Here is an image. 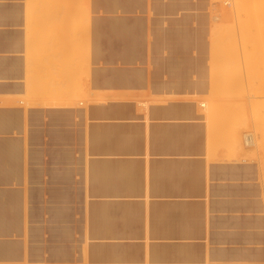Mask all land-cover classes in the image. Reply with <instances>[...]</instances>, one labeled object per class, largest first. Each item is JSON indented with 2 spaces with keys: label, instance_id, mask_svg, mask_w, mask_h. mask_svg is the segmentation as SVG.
<instances>
[{
  "label": "crops",
  "instance_id": "crops-1",
  "mask_svg": "<svg viewBox=\"0 0 264 264\" xmlns=\"http://www.w3.org/2000/svg\"><path fill=\"white\" fill-rule=\"evenodd\" d=\"M77 1L78 0H42V1L41 0H0V9L2 10V11L0 10V40L2 41V42L0 41V45H1L0 46V169H1L0 170V178H1L0 179V197L2 198V200L0 198V206H1L0 207L1 209L0 210V219H1L0 220V231H1L0 232V238H1L0 239L1 240L0 241V248H1L0 249V259H1L0 264H3V263L4 264H17V263L18 264H34L35 262H36L35 264H40L41 262L44 264H70V263L71 264H80V263L82 264L83 262H84L83 264H93V263L95 264H103V263L104 264L106 263L107 264L108 263L109 264H113V263L114 264L116 263L117 264H122V263L123 264L125 263L126 264H136V263L137 264H200L201 262H202L201 264H206V263L213 264V262L214 264L215 263L216 264H252V263L253 264H264V164L257 159H252L250 156H248V153H244L239 150L236 151V149L233 147L231 149V144H230L231 140L226 135L224 136L219 135L213 129H211L209 122L207 121V119H205L206 115L203 113L204 108L201 106V103L203 101H201V99L199 98L201 95H204L210 89L209 79L205 78V73L207 75L210 68L204 65L205 57L206 58L209 57V54H208L209 51L204 50L202 32L198 33V27L202 26V21H203V14H202L203 0H183V1L182 0H169V1L168 0H159V1L158 0H154V1L153 0H149V1L148 0H127V1L126 0H82V4L80 1H78L80 2L79 5H82V6L84 5L85 8L86 9L88 8L89 10L88 12L89 14L87 15V18L89 19L84 18L87 20L84 21L83 19V22L84 23L87 22V23L83 25H81V22H82L81 19L85 15L84 14L82 16L83 11L85 9L83 10L82 8H80V6H78L79 8H77L76 7V3H78ZM48 3L50 4L49 6H48ZM172 3H174V5ZM62 4H64V6ZM73 4L75 7L73 6ZM65 6L68 8V10L65 9L66 8ZM37 7L40 9H38ZM60 7L62 10L57 9ZM76 8L78 12L75 11ZM65 10H67V14H68L67 16H70V17L65 16L66 15ZM71 12H74V13L69 14ZM76 12L77 13L81 12L82 13L80 14L81 16H79V14H76ZM85 12L87 14V10L84 11V13ZM60 14L62 17H60ZM186 15H189V16H186ZM45 16L47 19L45 18ZM113 16H115L116 18ZM79 17H81L80 20H79ZM143 17H144V20H143ZM133 18H135L134 19L135 21L133 20ZM70 19L72 21H70ZM153 19L154 21H152ZM49 20H51V22H49ZM76 20H78L79 22L81 21V22L79 23ZM63 21L67 24L69 22V25L65 24ZM75 22L76 23L78 22L81 25V27L83 26L82 27L83 29L81 28V30H79V31L83 30L82 31L83 35L80 32L78 35V39L84 36L80 38L79 40L82 39L83 42L84 40L85 41L87 40L89 42V44L87 41L83 43L84 45L86 44L87 46H89V48L87 47V50H85L86 52L84 54L85 56L86 55L87 56L85 57L84 55L81 54L82 56H79V57H84V59L86 58L85 60L86 61L89 60L90 65H91L87 67L88 72H87V75H85V77L83 78L82 83L84 84V87L87 88V90L90 92L92 97L90 99H87L88 101L82 100L80 102H77L76 93H75V91L77 90V86L80 87V84H82L80 81L81 67H77V64H76V59H77L76 53L77 52H76V45L74 43L77 42L76 41L77 40V37H76L77 28L74 25L76 24ZM94 22H96L97 24ZM48 23H52V24H48ZM85 25H87L86 26L87 28H85ZM59 26L60 28L62 27L61 28L62 30H60V28H57ZM68 26H70L71 30L70 28H67ZM53 28L55 29L53 30ZM56 28L61 33L59 32L58 34ZM154 28L156 29L154 30ZM190 28L191 29L193 28V30H191ZM67 29L69 30V32L71 31L72 34L71 32L68 33ZM85 31L86 32L88 31L87 32L88 34ZM142 31H144L146 35ZM80 34L82 36H80ZM84 34L86 35L87 39L85 38ZM68 35L69 36L72 35V37L71 36L69 37ZM189 35H191V37ZM199 35H201V37ZM69 38L71 39L69 40ZM64 40L66 41V45L63 43ZM82 41H79V42L82 43ZM135 43H136V46H135ZM140 43L144 46H142ZM64 45L72 47L71 49L69 47L71 52L68 48H67L68 52H66L67 49L64 50L66 48ZM164 47H166V49ZM179 47H181L182 50ZM193 50H196V51L193 52ZM154 51H156V53ZM97 53L99 56L97 55ZM181 56L182 57L185 56L183 57L185 59H183ZM53 57L55 58L53 59ZM114 57L118 59L116 60ZM200 58H202L203 60L202 59L199 60ZM129 60L130 62H128ZM184 60H187V61H184ZM189 60L191 63L189 62ZM182 61H184V63L186 64H184ZM70 62L73 65L70 64ZM58 64L63 65V67ZM28 67L29 69L27 70ZM101 67L104 69H102ZM160 67H163V68L161 69ZM165 67L167 70L165 69ZM59 68L62 69V71ZM53 70H55V73L53 72ZM26 72H28L29 75L26 74ZM56 72L58 74H56ZM132 76L133 78H131ZM104 79H106V81ZM54 80L56 81V83H54ZM57 83L59 85L61 84L60 87L58 86ZM62 85L64 86V89L62 88ZM154 85H157V86H154ZM108 86H110V88ZM26 89L29 90L30 93ZM33 91H36V93H34ZM67 92H69V94H67ZM111 92H114V93H111ZM63 94H65L66 96L65 95L63 96ZM30 95L32 96L30 97ZM177 97H180V98H177ZM138 99L140 100L137 101ZM151 101L154 104L156 102L158 103H156L154 106ZM184 101H186L187 103ZM169 103L171 105H169ZM194 103H196V105H194ZM166 105L169 108H167ZM177 105H180V107ZM187 105H190V106H187ZM108 106H111V107H108ZM31 107L34 110H32ZM178 108L180 109V111ZM56 109L58 110L56 111ZM174 112H176V114ZM59 115L60 117H58ZM139 117L140 118L142 117V118L139 119ZM85 124L88 128L85 126ZM94 125L95 126L97 125V126L94 127ZM200 126H202L204 130L200 128ZM180 127H182L183 129V130L181 129L182 131L181 130L179 131ZM99 128L102 133L99 131ZM185 128L186 129L189 128V129L186 130ZM83 130H84V133L82 132ZM120 130L122 131V133L120 132ZM154 130L155 132H153ZM165 130L167 133L166 132L164 133ZM157 131L158 133H156ZM194 131H197V132H194ZM113 133H115V135L117 134V136H115ZM172 135H174V137ZM193 135H196L197 137ZM163 136L165 137L167 136L166 139ZM179 136L181 137L180 139H179ZM225 137L229 139L228 141L230 145H228V141H225L227 140ZM9 138L11 141L9 140ZM168 138H173V140L168 139ZM63 139L65 142L63 141ZM99 139H101L102 141ZM8 141L10 144L8 143ZM160 141H162V143ZM220 142L223 144L224 143L227 144L225 145L226 147L224 145L221 146ZM116 143L118 144L116 145ZM119 143L121 144L120 146H119ZM64 144L67 146H65ZM6 146H9L10 148ZM220 146H221V149L219 148L220 149L219 151L218 147ZM120 147L122 149V152H121V149H119ZM91 149H92V152H91ZM145 149H146V152H145ZM161 149L163 150V153ZM109 151L111 154L108 153ZM116 152L117 154H115ZM90 153H93V154H90ZM216 153H218L219 156L220 155L223 156L224 154V156L223 157L220 156L221 157L220 158L217 155L218 156L217 157ZM232 156H234V158ZM96 158L100 159L99 162H98V159ZM118 158H120L119 161H117ZM110 159L113 161H111ZM218 164L222 166L220 167ZM112 170H115V172ZM9 171H11V173ZM26 171H27V175L29 174L28 176L26 175L27 177L25 176V174H23V173H26ZM95 173L98 176H96ZM136 175L138 176L136 177ZM56 177H58L57 179L59 180H57ZM103 180H104V183H103ZM111 181H113L112 184H110ZM140 181L142 183H140ZM114 185L116 186V188ZM219 185L223 186V188ZM27 187L31 189L28 190ZM51 189L53 191H51ZM24 190L25 192H23ZM132 191L134 192V194ZM11 192L13 194H11ZM26 192H27V195H26ZM54 192L56 193L54 194ZM57 193L59 194L61 193V194L59 195ZM101 193L103 195H100ZM10 195H12L11 198L9 197ZM21 195L22 196L24 195V196L22 197ZM38 195L41 198L38 197ZM25 198L27 199L25 200ZM100 200L102 201L103 204L101 203ZM166 200L168 203H166ZM124 201L126 204L124 203ZM114 202L117 204H115ZM25 203L26 205H29V207L26 206ZM9 204L10 205L12 204V206H9ZM56 207H59V208L56 209ZM28 209H29V212L27 211ZM114 211H116V213ZM121 212L123 213V215ZM21 213L22 214L24 213L23 216ZM108 214H110V216H108ZM112 216H115V217H112ZM3 218L5 221L6 220L7 221L5 222ZM25 218L27 219V221L24 220ZM95 218H97L98 220ZM228 220L231 223H229ZM53 221H55L56 223ZM35 223H37V225ZM41 223H42V226H40ZM111 223H112V226H111ZM105 226L106 227L109 226L112 230H110V228H106ZM258 227L260 228V230ZM224 229H226V231ZM239 229L241 230L240 232L242 233L239 232ZM67 231H70V232H67ZM97 231H99L100 233ZM166 233L167 235H165ZM260 233L261 234L263 233V234L261 235ZM133 234L135 237L133 236ZM112 235L113 236L118 235V236L116 238V237H112ZM250 240H252L253 242ZM13 241L17 243L14 244ZM102 241H104L105 243ZM138 244L139 246H137ZM82 245H84V248L86 247L87 250L86 249L84 250ZM99 245L101 246L99 247ZM176 245L177 246L179 245V246L177 247ZM210 245L214 248H212ZM194 247H196V249H194ZM236 247L238 250L236 249ZM91 248L94 250H92ZM112 248H114V250ZM107 251L109 252V254H107ZM123 253L127 255H124ZM241 253L242 254L244 253V254L242 255ZM6 254L8 255L9 258L7 257ZM120 254H122V256ZM69 255L72 257H70ZM83 255L84 257L86 255L87 256L84 258L82 257ZM108 255L110 257H108ZM47 256H49V258ZM257 257L259 260L257 259ZM199 259L201 261H199Z\"/></svg>",
  "mask_w": 264,
  "mask_h": 264
},
{
  "label": "rangeland",
  "instance_id": "rangeland-1",
  "mask_svg": "<svg viewBox=\"0 0 264 264\" xmlns=\"http://www.w3.org/2000/svg\"><path fill=\"white\" fill-rule=\"evenodd\" d=\"M209 1V2H208ZM253 1H256V0H252V1H244V2H241V7L244 9V10H241V14L238 15L237 13V5L235 3V0H203V10H202V14H203V20L205 21H202V26H199L198 27V33H201L203 34V44H204V50L205 51H209V57L205 58V62L204 64L206 66H208L209 68L211 67L212 70L214 71V68H215V71L212 72V71H209L208 72V76H206L205 74V78H208L209 79V82H214L213 86H210V89H209V92L205 93L204 95H202V97L200 96L199 98L202 99L201 101H205L207 102L208 104L204 107L203 111L205 113V115H207V121L209 122L210 126H212L211 128L219 135H228L227 137L232 141L234 142L232 146H236L235 149L238 151H241V152H244V153H248V156H250L252 159H257L259 161H261L263 164H264V103L261 102V99L264 98V95H262V93H260V91L262 90H259L260 88L264 87H260V82L263 83V81L261 80L262 79V76L264 75V70L262 71V69H264V58L262 59L261 57V54L264 53V16L262 15V13L264 12V7H261L264 5V0H257L256 2L258 3L256 6H257V10L255 8H253V5H255V2L254 4L252 3ZM261 1V2H260ZM248 3V5H247ZM252 3V6H250ZM262 4V5H261ZM212 7H211V6ZM206 6V7H205ZM239 7V8H241ZM250 8V9H249ZM209 9V10H207ZM247 9V10H246ZM254 9L257 11V15H255V11ZM212 10V11H211ZM240 10V9H238ZM206 11V12H205ZM245 11V13H243ZM259 11V12H258ZM211 12V13H210ZM240 12V11H239ZM247 12V14H246ZM208 13V14H207ZM261 13V14H260ZM249 14V15H248ZM264 14V13H263ZM212 15V16H211ZM248 15V16H246ZM262 16V17H261ZM240 17V18H239ZM242 18V19H241ZM261 18V19H260ZM244 19H246V25L247 27H250L251 30L253 29V34L251 36H249V32H246L247 36L244 35L245 31L243 32L244 29H242L240 27V20H241V24L242 22H244ZM250 19V20H249ZM262 20V21H260ZM261 22V23H256V22ZM78 23L75 24V27H77V42H76V46L78 48H83L84 46H87V45H84V44H80V42L78 41V26H76ZM216 24L219 26V25H223L222 27L224 28V32L222 31V33H220V29H218L219 27L216 26ZM232 24V25H231ZM258 24V26H257ZM206 25V26H204ZM210 25V26H209ZM225 25H228L226 28H225ZM243 25V28L246 29V31L248 30L247 27L245 26L244 27ZM216 27L218 30H214L215 28L213 27ZM232 26V27H231ZM80 27V26H79ZM200 28V29H199ZM228 28V29H227ZM222 29V28H221ZM232 29V31H231ZM206 30V31H205ZM250 30V29H249ZM214 31H217L216 33ZM231 34H230V32ZM235 31V32H234ZM206 32V34H204ZM227 32V33H226ZM244 34H243V33ZM217 33L219 34V36H217ZM224 34V35H222ZM226 34V35H225ZM229 34L232 36L231 38L229 37ZM228 35V37H227ZM236 35V36H235ZM221 37H222V40H221ZM225 37V38H224ZM207 41V42H206ZM223 41V42H221ZM225 41V42H224ZM207 43V44H206ZM80 44V45H79ZM81 45H84V46H81ZM206 46V47H205ZM88 47V46H87ZM86 47H84L85 49ZM89 48V47H88ZM208 48V50H207ZM77 49V48H76ZM79 49V52L80 50ZM84 49H82L84 51ZM87 50V48H86ZM224 50V51H223ZM81 51V52H83ZM217 51V52H216ZM80 52V53H81ZM256 53H261L260 54V57L259 58ZM79 53H77L78 55ZM83 54V53H82ZM250 54V55H249ZM257 55L258 58H255V56L252 57V55ZM220 55V56H219ZM246 55V56H245ZM218 56V57H217ZM248 56H251L253 59H251V57H248ZM263 56V54H262ZM220 57L222 59H220ZM250 58L251 60L249 61L250 65L249 66V63H248V58ZM81 57H80V60L79 58L76 59V64H77V67H81V79L83 80V78L85 77V75H87V72L88 70L87 67L90 66V62L89 61H86L85 59L81 62ZM215 59V60H214ZM78 60V61H77ZM218 60V61H216ZM260 60H262L260 62ZM80 61V62H79ZM229 61V62H228ZM252 61V62H251ZM226 62V65L228 63H231L232 65H238L236 66L237 68L239 67V71L237 70L236 67H232L237 70V72H240L243 74V76L241 77L242 79L244 78V80L242 82L241 79L237 80V81H233L234 82V85L233 83L230 81L231 79H233V77L235 76H232L231 72L232 71H235L234 69H232L230 67V64L227 65V67L223 66V63L225 64ZM228 62V63H227ZM82 63V64H81ZM252 63V64H251ZM261 63V64H260ZM86 64V65H85ZM263 64V65H262ZM210 65V66H209ZM261 65V66H260ZM84 66V67H83ZM86 66V68H85ZM222 66V67H221ZM228 66L230 69H232L230 72L228 69ZM247 66H249V68H247ZM219 67L218 71H217V68ZM250 67L253 68L257 75V77L255 78V81L253 79V82L254 84L250 81L249 77L251 75H254L253 74H249L248 72L250 71ZM84 70H83V69ZM210 68V69H211ZM223 68V69H222ZM222 71H221V70ZM226 69V70H225ZM249 70V71H248ZM225 71V72H224ZM218 72V73H217ZM227 72V73H226ZM236 72V71H235ZM233 72V74L235 73ZM251 72H252V69H251ZM250 72V73H251ZM262 72V73H261ZM226 73V74H224ZM231 75H230V74ZM236 74V78L239 77L237 76V73ZM241 74V75H242ZM225 75V76H224ZM229 75V79L231 77V79L229 80V82L232 83V87L230 90L228 87H231L230 83L228 84V76ZM248 75V76H247ZM250 75V76H249ZM213 76V77H212ZM256 76V75H255ZM212 77V78H211ZM217 77V78H216ZM222 77V78H221ZM227 79H226V78ZM261 79H260V78ZM240 78V77H239ZM258 78V79H257ZM264 78V76H263ZM80 79L81 83H82V80ZM257 79V80H256ZM234 80V79H233ZM236 80V79H235ZM249 80V81H248ZM236 82V83H235ZM243 82L245 83L244 85ZM252 83V84H251ZM256 83V84H255ZM240 84V85H239ZM82 85L84 84H80V87H77V93H76V100L77 102H80L82 100H87V99H90L92 96L90 94V92L87 90V88L83 87ZM229 85V86H228ZM255 85V86H254ZM223 86V87H222ZM238 86H239V90L238 89ZM243 86V89L241 87ZM253 86V87H252ZM258 86V93L256 92L255 90V87ZM218 87V88H217ZM222 87V88H220ZM212 88V89H211ZM228 89V90H227ZM254 91H253V90ZM232 90V91H231ZM239 90V91H237ZM247 90V91H246ZM88 91V92H86ZM225 91H228V93ZM237 92V93H235ZM239 92V93H238ZM244 92V93H243ZM253 92V93H252ZM255 92V94H254ZM87 93V94H85ZM212 93H216L217 94V98L216 95L214 97V94ZM82 94V95H81ZM219 94V95H218ZM229 94V95H227ZM243 94V95H242ZM260 94V95H259ZM264 94V93H263ZM209 95V96H208ZM256 95V96H255ZM259 95V96H258ZM204 96V97H203ZM207 96V97H206ZM233 98H232V97ZM240 96V97H239ZM252 96V97H251ZM258 96V97H257ZM212 97V98H211ZM214 97V98H213ZM222 97V98H221ZM249 97V98H248ZM257 98V99H256ZM259 98V99H258ZM211 99H216L217 102L219 103H224V104H227L228 107H229V110L233 111V115H229L227 118L225 117H222L223 122H220L221 119H218L220 120L218 123H215V121L211 120L208 118V113L206 114V112L209 111V107L210 106V100ZM219 99V100H218ZM225 99V102H223V100ZM235 99V100H233ZM237 99L239 101H237ZM253 99V101H252ZM230 102H227L229 101ZM232 100V101H231ZM214 101V100H212ZM234 101V102H233ZM236 101V102H235ZM260 101V102H259ZM215 102V101H214ZM213 102V103H214ZM242 102H245V104L243 105ZM254 102V103H253ZM258 102V103H256ZM212 103V104H213ZM231 104V105H230ZM233 104V105H232ZM237 104L239 106H237ZM243 105L246 106L243 108H241ZM232 106V107H230ZM248 106V107H247ZM241 109H239V108ZM231 108V109H230ZM233 108V109H232ZM239 109V111L241 110L242 113H237V110ZM247 110V111H246ZM237 113V114H242V118L238 117L240 119V121L242 120V122L240 123H236L238 121V118L236 117V115L234 114ZM246 114L247 112V115ZM231 113V112H230ZM245 115V116H244ZM233 117V118H232ZM217 118V117H216ZM237 119L236 121L234 120L235 124H236V127L233 126L234 122L233 119ZM230 119V120H229ZM250 119V120H249ZM214 120H217V119H214ZM232 120V121H231ZM245 120V121H244ZM248 120V121H247ZM247 121V122H246ZM232 122L231 124V127H230V123ZM220 124V125H219ZM234 124V125H235ZM241 124V126H240ZM246 124V125H245ZM214 125V126H213ZM243 125V126H242ZM245 125V126H244ZM218 129H216L215 128ZM234 128H233V127ZM240 126V127H239ZM223 129L222 132H219L221 128ZM231 128V129H230ZM241 128H243V130H241ZM227 130V131H226ZM236 131V134L235 132L233 133V136L231 134V131ZM242 131V132H241ZM229 132V134H228ZM245 132H252L254 133L255 135V138H256V141L255 143L250 146V147H245L244 144H243V135ZM226 133V134H225ZM231 134V135H230ZM235 134V135H234ZM239 135V136H238ZM230 136V137H229ZM236 136V138H235ZM232 138L234 140H232ZM240 143H239V142ZM236 144V145H235Z\"/></svg>",
  "mask_w": 264,
  "mask_h": 264
},
{
  "label": "bare ground",
  "instance_id": "bare-ground-1",
  "mask_svg": "<svg viewBox=\"0 0 264 264\" xmlns=\"http://www.w3.org/2000/svg\"><path fill=\"white\" fill-rule=\"evenodd\" d=\"M41 1H42V0H41ZM78 1H80L81 4H82V0H78ZM78 1H77V2H78ZM126 1H127V0H126ZM148 1H149V0H148ZM153 1H154V0H153ZM158 1H159V0H158ZM168 1H169V0H168ZM182 1H183V0H182ZM214 1H216V0H214ZM244 1H245V0H235V3H236V5H237V13H238V15L241 14V10H244V9L240 6V5H241V2H244ZM246 1H249V0H246ZM250 1H252V0H250ZM256 1H257V0H256ZM256 1H253V2H252L253 4H254V2H255V5H253V8H255V9L257 8L256 5L259 3V2L257 3ZM28 2H29V1H28ZM62 2H64V1H62ZM80 2L76 3V7L79 8L78 6H80V8H82L83 10L85 9L84 11L87 10V14H86V12L84 13V11H83L82 9H81V10L83 11V14H82L81 12H80V13H77V12H78V11H77V8L75 9V11H77L76 14H79V16H81L80 14H82V16H83L84 14L86 15V17H85V15H84L83 18L81 19L82 22L80 21V22H81V25H83V24H86V23H87V22L84 23V22H83V19H84V18H87V15L89 14V13H88L89 10H88V8L86 9L84 5H83L84 7H83L82 5H79ZM115 2H116V1H115ZM176 2H177V1H176ZM176 2H175V3H176ZM189 2H190V1H189ZM200 2H201V1H200ZM208 2H209V1H208ZM260 2H261V1H260ZM18 3H19V2H18ZM25 3H26V2H25ZM118 3H119V2H118ZM118 3H117V4H118ZM129 3H130V2H129ZM244 3H245V2H244ZM252 3H251L250 6H252ZM29 4H30V3H29ZM45 4H46V3H45ZM55 4H56V3H55ZM64 4H65V3H64ZM64 4H62V5L64 6ZM145 4H146V3H145ZM148 4H149V3H148ZM172 4L174 5V3H172ZM245 4H246V3H245ZM49 5H50V4L48 3V6H49ZM127 5H128V4H127ZM180 5H181V4H180ZM187 5H188V4H187ZM247 5H248V3H247ZM261 5H262V4H261ZM31 6H32V5H31ZM46 6H47V5H46ZM73 6H74V4H73ZM122 6H123V5H122ZM131 6H132V5H131ZM135 6H136V5H135ZM148 6H149V5H148ZM210 6H211V5H210ZM15 7H16V6H15ZM44 7H45V6H44ZM53 7H54V6H53ZM65 7H66V6H65ZM74 7H75V6H74ZM107 7H108V6H107ZM116 7H117V6H116ZM156 7H157V6H156ZM156 7H155V8H156ZM184 7H185V6H184ZM194 7H196V6H194ZM205 7H206V6H205ZM211 7H212V6H211ZM239 7H241V8H239ZM261 7H264V5L261 6ZM9 8H10V7H9ZM37 8H38V7H37ZM50 8H52V7H50ZM55 8H56V6H55ZM123 8H125V7H123ZM130 8H131V7H130ZM137 8H138V7H137ZM157 8H158V7H157ZM157 8H156V9H157ZM177 8H178V7H177ZM188 8H189V7H188ZM38 9H40V8H38ZM57 9H61V7H60V8H57ZM65 9L68 10L67 7H66ZM165 9H166V8H165ZM238 9H240V10H238ZM249 9H250V8H249ZM255 9H254V11H255V15H257V14H256V13H257V11H256L257 9H256V10H255ZM0 10H1V9H0ZM41 10H42V9H41ZM52 10H53V9H52ZM61 10H62V9H61ZM67 10H65V14H66L65 16L68 15V14H67ZM73 10H74V9H73ZM79 10H80V9H79ZM134 10H135V9H134ZM148 10H149V9H148ZM152 10H153V9H152ZM159 10H160V9H159ZM207 10H209V9H207ZM246 10H247V9H246ZM1 11H2V10H1ZM154 11H155V10H154ZM182 11H183V10H182ZM211 11H212V10H211ZM239 11H240V12H239ZM263 11H264V10H263ZM9 12H10V11H9ZM13 12H14V11H13ZM38 12H39V11H38ZM42 12H43V11H42ZM44 12H45V11H44ZM49 12H50V11H49ZM69 12H70V11H69ZM122 12H123V11H122ZM157 12H158V11H157ZM163 12H164V11H163ZM185 12H186V11H185ZM192 12H193V11H192ZM205 12H206V11H205ZM258 12H259V11H258ZM59 13H60V12H59ZM59 13H58V14H59ZM73 13H74V12H71V13H69V14H73ZM139 13H140V12H139ZM150 13H151V12H150ZM210 13H211V12H210ZM243 13H245V11H244ZM263 13H264V12H263ZM263 13H262V15L264 16ZM117 14H118V13H117ZM135 14H136V13H135ZM159 14H160V13H159ZM167 14H168V13H167ZM176 14H177V13H176ZM187 14H188V13H187ZM193 14H194V13H193ZM207 14H208V13H207ZM246 14H247V12H246ZM260 14H261V13H260ZM6 15H7V14H6ZM12 15H13V14H12ZM19 15H20V14H19ZM43 15H44V14H43ZM115 15H116V14H115ZM118 15H119V14H118ZM132 15H133V14H132ZM148 15H149V14H148ZM191 15H192V14H191ZM199 15H200V14H199ZM248 15H249V14H248ZM248 15H246V16H248ZM46 16H47V14H46ZM46 16H45V18H46ZM150 16H151V14H150ZM154 16H155V15H154ZM184 16H185V15H184ZM186 16H189V15H186ZM211 16H212V15H211ZM239 16H240V15H239ZM42 17H44V16H42ZM53 17H54V16H53ZM60 17H62L61 14H60ZM67 17H70V16H67ZM93 17H94V16H93ZM113 17H115V16H113ZM119 17H120V16H119ZM248 17H249V16H248ZM261 17H262V16H261ZM14 18H15V17H14ZM14 18H13V19H14ZM39 18H40V17H39ZM80 18H81V17H79V20H80ZM115 18H116V17H115ZM123 18H124V17H123ZM125 18H126V17H125ZM141 18H142V17H141ZM165 18H166V17H165ZM172 18H173V17H172ZM239 18H240V17H239ZM4 19H5V18H4ZM4 19H3V20H4ZM13 19H12V20H13ZM46 19H47V18H46ZM62 19H63V18H62ZM62 19H61V20H62ZM65 19H66V18H65ZM87 19H89V18H87ZM87 19H84V21L87 20ZM111 19H112V18H111ZM134 19H135V18H133V20H134ZM136 19H138V18H136ZM167 19H168V18H167ZM174 19H175V18H174ZM186 19H187V18H186ZM193 19H194V18H193ZM200 19H202V18H200ZM241 19H242V18H241ZM260 19H261V18H260ZM55 20H56V19H55ZM68 20H69V19H68ZM121 20H122V19H121ZM143 20H144V17H143ZM157 20H158V19H157ZM183 20H184V19H183ZM189 20H190V19H189ZM205 20H206V19H205ZM205 20H203V21H205ZM249 20H250V19H249ZM42 21H43V20H42ZM56 21H57V20H56ZM65 21H66V20H65ZM70 21H72V20L70 19ZM76 21H78V20H76ZM93 21H94V20H93ZM116 21H117V20H116ZM134 21H135V20H134ZM138 21H139V20H138ZM147 21H148V20H147ZM152 21H154V19H153ZM166 21H167V20H166ZM186 21H188V20H186ZM260 21H262V20H260ZM49 22H51V20H49ZM63 22H64V21H63ZM78 22H79V21H78ZM78 22H77V23H78ZM80 22H79V23H80ZM88 22H89V20H88ZM157 22H158V21H157ZM173 22H174V21H173ZM197 22H198V21H197ZM255 22H256V21H255ZM54 23H55V22H54ZM58 23H60V22H58ZM61 23H62V22H61ZM64 23H65V22H64ZM75 23H76V22H75ZM79 23H78V24H79ZM94 23H96V22H94ZM137 23H138V22H137ZM141 23H142V22H141ZM182 23H184V22H182ZM199 23H200V22H199ZM199 23H198V24H199ZM256 23L259 24V23H261V22H256ZM262 23H264V22H262ZM48 24H52V23H48ZM65 24H67V23H65ZM78 24H77L76 26H78V29L80 28L79 30H81V28H82L83 26L81 27V25H80V24L78 25ZM88 24H89V23H88ZM88 24H87V25H88ZM96 24H97V23H96ZM144 24H145V23H144ZM200 24H201V23H200ZM244 24H246V19H244V22H242V24H241V20H240V27H241L242 29H244L243 32L245 31V32H244L245 34H244L243 32H242V33H243L244 35L247 36L246 32H249V31H250V32H249V33H250L249 36H251V35L254 33V32H253V29L251 30L250 27H247V26L244 25ZM258 24H257V26H258ZM46 25H47V24H46ZM62 25H63V24H62ZM62 25H61V26H62ZM67 25H69V22H68ZM74 25H75V24H74ZM87 25H85V28H87V27H86ZM122 25H123V24H122ZM152 25H153V24H152ZM190 25H191V24H190ZM231 25H232V24H231ZM243 25H244V27H245V26L247 27V29H248L247 31H246L245 28H243ZM1 26H2V25H1ZM44 26H45V25H44ZM51 26H52V25H51ZM79 26H80V27H79ZM113 26H114V25H113ZM141 26H142V25H141ZM143 26H144V25H143ZM153 26H154V25H153ZM204 26H206V25H204ZM209 26H210V25H209ZM216 26L219 27L218 29H220V30H219L220 33H222V31L224 32V28L222 27L223 25H219V26H218V25L216 24ZM227 26H228V25H225V28H226ZM47 27H48V26H47ZM52 27H53V26H52ZM52 27H51V28H52ZM166 27H167V26H166ZM172 27H173V26H172ZM184 27H185V26H184ZM184 27H183V28H184ZM206 27H207V26H206ZM231 27H232V26H231ZM45 28H46V27H45ZM57 28H60V26L57 27ZM57 28H56V29H57ZM61 28H62V27H61ZM61 28H60V30H62ZM67 28H70V26H68ZM72 28H73V27H72ZM76 28H77V27H76ZM85 28H84V29H85ZM136 28H137V27H136ZM146 28H147V27H146ZM148 28H149V27H148ZM152 28H153V27H152ZM157 28H158V27H157ZM159 28H160V27H159ZM169 28H170V27H169ZM213 28H215L214 30H218L215 26H214ZM221 28H222V29H221ZM54 29H55V28H53V30H54ZM64 29H65V27H64ZM74 29H75V28H74ZM82 29H83V28H82ZM117 29H118V28H117ZM155 29H156V28H154V30H155ZM185 29H186V28H185ZM190 29H191V28H190ZM199 29H200V28H199ZM227 29H228V28H227ZM249 29H250V30H249ZM38 30H39V29H38ZM50 30H51V29H50ZM67 30H68V29H67ZM70 30H71V28H70ZM87 30H88V29H87ZM122 30H123V29H122ZM128 30H129V29H128ZM141 30H142V29H141ZM165 30H166V29H165ZM191 30H193V28H192ZM51 31H52V30H51ZM55 31H56V30H55ZM82 31H83V30H82ZM82 31H78V32H79V33H80V32L82 33ZM114 31H115V30H114ZM129 31H130V30H129ZM132 31H133V30H132ZM132 31H131V32H132ZM144 31H145V30H144ZM144 31H142V32L144 33ZM146 31H147V30H146ZM174 31H175V30H174ZM184 31H185V30H184ZM205 31H206V30H205ZM231 31H232V29H231ZM53 32H54V31H53ZM57 32H58V34H59L60 31H58V29H57ZM70 32H71V31H70ZM70 32H69V30H68V33H70ZM74 32H75V30H74ZM85 32H86V31H85ZM87 32H88V31H87ZM87 32H86V33H87ZM190 32H191V31H190ZM214 32L216 33L217 31H214ZM229 32H230V31H229ZM234 32H235V31H234ZM45 33H46V32H45ZM47 33H48V32H47ZM60 33H61V32H60ZM62 33H63V32H62ZM79 33H78V35H79ZM135 33H136V32H135ZM139 33H140V32H139ZM146 33H147V32H146ZM158 33H159V31H158ZM161 33H162V32H161ZM165 33H166V32H165ZM181 33H182V32H181ZM226 33H227V32H226ZM71 34H72V32H71ZM76 34H77V33H76ZM87 34H88V33H87ZM133 34H134V33H133ZM144 34H145V33H144ZM150 34H151V33H150ZM152 34H153V33H152ZM182 34H183V33H182ZM194 34H196V33H194ZM204 34H206V32H205ZM230 34H231V32H230ZM230 34H229V37L231 38V37H232V36H231L232 34H231V35H230ZM26 35H27V34H26ZM42 35H43V34H42ZM48 35H49V34H48ZM60 35H61V34H60ZM82 35H83V33H82ZM82 35L80 34V36H82ZM84 35H85V34H84ZM94 35H95V34H94ZM97 35H98V34H97ZM109 35H110V34H109ZM145 35H146V34H145ZM153 35H154V34H153ZM168 35H169V34H168ZM168 35H167V36H168ZM222 35H224V34H222ZM225 35H226V34H225ZM68 36H69V35H68ZM70 36L72 37V35H70ZM70 36H69V37H70ZM80 36H79V37H80ZM98 36H99V35H98ZM100 36H101V35H100ZM114 36H115V35H114ZM141 36H142V35H141ZM150 36H151V35H150ZM169 36H170V35H169ZM185 36H186V35H185ZM189 36L191 37V35H189ZM199 36L201 37V35H199ZM202 36H203V35H202ZM217 36H219L218 33H217ZM235 36H236V35H235ZM58 37H59V36H58ZM64 37H65V35H64ZM76 37H77V35H76ZM82 37H84V36H82ZM82 37H80V38H82ZM94 37H95V36H94ZM137 37H138V36H137ZM155 37H156V36H155ZM171 37H172V36H171ZM200 37H199V38H200ZM227 37H228V35H227ZM229 37H228V38H229ZM1 38H2V37H1ZM48 38H49V37H48ZM61 38H63V37H61ZM80 38H79V39H80ZM85 38H86V35H85ZM96 38H97V37H96ZM143 38H144V37H143ZM174 38H175V37H174ZM178 38H179V37H178ZM183 38H184V37H183ZM183 38H182V39H183ZM187 38H188V37H187ZM224 38H225V37H224ZM6 39H7V38H6ZM9 39H10V38H9ZM52 39H53V37H52ZM59 39H60V38H59ZM70 39H71V38H69V40H70ZM73 39H74V38H73ZM73 39H72V40H73ZM79 39H78V41H82V39H81V40H79ZM83 39H84V38H83ZM86 39H87V38H86ZM88 39H89V38H88ZM117 39H118V37H117ZM150 39H151V38H150ZM62 40H63V39H62ZM65 40H67V39H65ZM65 40H64L63 43L66 45V41H65ZM97 40H98V39H97ZM135 40H136V39H135ZM135 40H134V41H135ZM202 40H203V38H202ZM221 40H222V37H221ZM0 41H1V40H0ZM17 41H18V40H17ZM19 41H20V40H19ZM76 41H77V40H76ZM76 41H75V42H76ZM86 41H87V40H86ZM86 41L84 40V42H86ZM148 41H149V40H148ZM159 41H160V40H159ZM167 41H168V40H167ZM180 41H181V40H180ZM190 41H191V40H190ZM1 42H2V41H1ZM69 42H70V41H69ZM84 42L82 41V43H80V44H83ZM87 42H88V41H87ZM97 42H98V41H97ZM121 42H122V41H121ZM132 42H133V41H132ZM143 42H144V41H143ZM192 42H193V40H192ZM199 42H200V41H199ZM201 42H202V41H201ZM203 42H204V41H203ZM206 42H207V41H206ZM221 42H223V41H221ZM224 42H225V41H224ZM9 43H10V42H9ZM19 43H20V42H19ZM61 43H62V42H61ZM77 43H78V42H77ZM118 43H119V42H118ZM136 43H137V42H136ZM136 43H135V46H136ZM146 43H147V42H146ZM154 43H155V42H154ZM161 43H162V41H161ZM177 43H178V42H177ZM25 44H26V43H25ZM71 44H73V43H71ZM74 44H76V43H74ZM80 44H79V45H80ZM88 44H89V42H88ZM120 44H121V43H120ZM133 44H134V43H133ZM140 44H141V43H140ZM166 44H167V43H166ZM169 44H170V43H169ZM169 44H168V45H169ZM172 44H173V43H172ZM172 44H171V45H172ZM183 44H184V43H183ZM206 44H207V43H206ZM65 45H64V46H65ZM69 45H70V44H69ZM85 45H86V44H85ZM98 45H100V44H98ZM114 45H115V44H114ZM141 45H142V44H141ZM149 45H150V44H149ZM156 45H157V44H156ZM0 46H1V45H0ZM8 46H9V45H8ZM10 46H11V44H10ZM17 46H18V45H17ZM46 46H47V45H46ZM70 46H71V45H70ZM70 46H65L66 48H65L64 50H66L67 48L69 49ZM73 46H74V45H73ZM81 46H84V45H81ZM138 46H139V45H138ZM142 46H144V45H142ZM142 46H141V47H142ZM158 46H159V44H158ZM173 46H174V45H173ZM176 46H177V45H176ZM199 46H200V45H199ZM201 46H202V45H201ZM20 47H21V46H20ZM84 47L87 48V46H84ZM84 47H83L82 49H84ZM88 47H89V46H88ZM141 47H140V48H141ZM169 47H170V46H169ZM171 47H172V46H171ZM203 47H204V46H203ZM205 47H206V46H205ZM56 48H58V47H56ZM63 48H64V47H63ZM71 48H72V47H70V49H71ZM76 48H77V49H76V52L79 53L78 55H77V53H76V57H77V59L79 58V60H80V57H79V56H82V55L85 54V52H86V51H85L86 48L84 49V51H83L81 48H78L77 46H76ZM119 48H120V47H119ZM135 48H136V47H135ZM149 48H150V47H149ZM158 48H159V47H158ZM158 48H157V49H158ZM164 48L166 49V47H164ZM179 48L181 49V47H179ZM189 48H190V47H189ZM18 49H19V48H18ZM47 49H48V48H47ZM68 49H67L66 52H68ZM70 49H69V50H70ZM79 49H81L80 52H81V51H83V52L80 53V52H79ZM143 49H144V48H143ZM44 50H45V49H44ZM153 50H154V49H153ZM158 50H159V49H158ZM181 50H182V49H181ZM187 50H188V49H187ZM201 50H202V49H201ZM207 50H208V48H207ZM3 51H4V50H3ZM16 51H17V50H16ZM26 51H27V50H26ZM88 51H89V50H88ZM88 51H87V52H88ZM126 51H127V50H126ZM194 51H196V50H193V52H194ZM223 51H224V50H223ZM70 52H71V50H70ZM114 52H115V51H114ZM144 52H145V51H144ZM147 52H148V51H147ZM154 52L156 53V51H154ZM169 52H170V51H169ZM179 52H180V51H179ZM202 52H203V51H202ZM216 52H217V51H216ZM5 53H6V52H5ZM82 53H83V54H82ZM126 53H127V52H126ZM130 53H131V52H130ZM157 53H158V52H157ZM159 53H160V51H159ZM164 53H165V52H164ZM185 53H186V52H185ZM189 53H190V52H189ZM205 53H206V52H205ZM1 54H2V53H1ZM81 54H82V55H81ZM93 54H94V52H93ZM109 54H110V53H109ZM120 54H121V53H120ZM148 54H149V53H148ZM198 54H199V52H198ZM208 54H209V53H208ZM210 54H211V53H210ZM210 54H209V55H210ZM256 54L259 55V56H258L259 58H261V57H262V59L264 58V53H262L263 56H262V54L260 53V54H261V57H260V54H259V53H256ZM4 55H5V54H4ZM56 55H57V54H56ZM97 55H98V53H97ZM107 55H108V54H107ZM130 55H131V54H130ZM130 55H129V56H130ZM146 55H147V54H146ZM153 55H154V54H153ZM165 55H166V54H165ZM169 55H170V54H169ZM187 55H188V54H187ZM206 55H207V54H206ZM249 55H250V54H249ZM257 55L255 56V55L253 54L252 57L255 56V58H258ZM84 56H85V55H84ZM86 56H87V55H86ZM86 56H85V57H86ZM92 56H93V55H92ZM98 56H99V55H98ZM131 56H132V55H131ZM160 56H162V55H160ZM179 56H180V55H179ZM219 56H220V55H219ZM245 56H246V55H245ZM107 57H108V56H107ZM149 57H150V56H149ZM149 57H148V58H149ZM156 57H157V56H156ZM181 57H182V56H181ZM183 57H185V56H183ZM183 57H182V58H183ZM196 57H197V56H196ZM217 57H218V56H217ZM248 57H251V56H248ZM248 57H247V58H248ZM252 57H251V59L254 58V57H253V58H252ZM54 58H55V57H53V59H54ZM58 58H59V57H58ZM81 58H82V59H81V62H82V61L84 60V57H81ZM93 58H94V57H93ZM95 58H96V57H95ZM114 58H115V57H114ZM120 58H121V57H120ZM173 58H174V57H173ZM186 58H187V57H186ZM189 58H190V57H189ZM205 58H206V57H205ZM15 59H16V58H15ZM46 59H47V58H46ZM56 59H57V58H56ZM85 59H86V58H85ZM115 59H116V58H115ZM117 59H118V58H117ZM117 59H116V60H117ZM160 59H161V58H160ZM177 59H178V58H177ZM183 59H185V58H183ZM191 59H192V58H191ZM201 59H202V58H200L199 60H201ZM220 59H222V58L220 57ZM248 59H249V60H248V63H249V61H250L251 59H250V58H248ZM44 60H45V59H44ZM153 60H154V59H153ZM158 60H159V58H158ZM161 60H162V59H161ZM181 60H182V59H181ZM202 60H203V59H202ZM214 60H215V59H214ZM45 61H46V60H45ZM60 61H61V60H60ZM77 61H78V60H77ZM88 61H89V60H88ZM132 61H133V60H132ZM134 61H136V60H134ZM154 61H155V60H154ZM184 61H187V60H184ZM184 61H182V62L184 63ZM191 61H192V60H191ZM216 61H218V60H216ZM261 61H262V60H260V62H261ZM48 62H49V61H48ZM79 62H80V61H79ZM117 62H118V61H117ZM128 62H130V60H129ZM128 62H127V63H128ZM152 62H153V61H152ZM156 62H157V60H156ZM156 62H155V63H156ZM168 62H169V60H168ZM172 62H174V61H172ZM189 62H190V60H189ZM228 62H229V61H228ZM228 62H227V63H228ZM251 62H252V61H251ZM6 63H7V62H6ZM42 63H43V62H42ZM51 63H52V62H51ZM55 63H56V62H55ZM105 63H106V62H105ZM122 63H123V62H122ZM124 63H125V62H124ZM190 63H191V62H190ZM205 63H206V62H205ZM70 64H72V63L70 62ZM81 64H82V63H81ZM133 64H134V63H133ZM133 64H131V65H133ZM136 64H137V63H136ZM136 64H135V65H136ZM163 64H164V63H163ZM168 64H169V63H168ZM184 64H186V63H184ZM187 64H188V63H187ZM194 64H196V63H194ZM228 64H230V67H231L232 69H234L233 67L238 66V65H232L231 63H228ZM228 64H227V65H228ZM251 64H252V63H251ZM260 64H261V63H260ZM263 64H264V62H263ZM263 64H262V65H263ZM8 65H9V64H8ZM47 65H48V64H47ZM49 65H50V64H49ZM58 65H61V64H58ZM72 65H73V64H72ZM85 65H86V64H85ZM128 65H129V64H128ZM190 65H191V64H190ZM192 65H193V63H192ZM200 65H201V63H200ZM204 65H205V64H204ZM227 65H226V62H225V64L223 63V66H225V67H227ZM231 65H232L233 67H232ZM27 66H28V65H27ZM31 66H32V64H31ZM44 66H45V65H44ZM61 66L63 67V65H61ZM61 66H60V67H61ZM90 66H91V65H90ZM165 66H166V64H165ZM205 66H206V65H205ZM209 66H210V65H209ZM249 66H251L250 63H249ZM249 66H247V68H249ZM260 66H261V65H260ZM263 66H264V65H263ZM13 67H14V66H13ZM50 67H51V66H50ZM55 67H56V66H55ZM57 67H58V66H57ZM83 67H84V66H83ZM107 67H108V66H107ZM157 67H158V65H157ZM185 67H186V66H185ZM185 67H184V68H185ZM190 67H191V66H190ZM192 67H193V66H192ZM201 67H202V66H201ZM221 67H222V66H221ZM14 68H15V67H14ZM46 68H47V67H46ZM85 68H86V66H85ZM92 68H93V67H92ZM101 68H102V67H101ZM101 68H100V69H101ZM160 68L162 69L163 67H160ZM184 68H183V69H184ZM208 68H209V67H208ZM210 68H211V67H210ZM236 68H237V67H236ZM236 68H235V69H236ZM253 68H254V67H253ZM253 68L250 67V71L248 70V71H249L248 73H249L250 75L254 73V75H251V76L249 75V76H250V77H249L250 81L254 84L253 79H254V81H255V78L257 77L258 74H256L257 72H256V73L254 72L255 70H254ZM28 69H29V67L27 68V70H28ZM30 69H31V67H30ZM49 69H51V68H49ZM55 69H56V68H55ZM59 69H60V68H59ZM82 69H83V68H82ZM87 69H88V68H87ZM87 69H86V70H87ZM100 69H99V70H100ZM102 69H104V68H102ZM108 69H109V68H108ZM108 69H107V70H108ZM130 69H131V68H130ZM165 69H166V67H165ZM178 69H179V68H178ZM185 69H186V68H185ZM218 69H219V67L217 68V71H218ZM222 69H223V68H222ZM228 69H230L229 66H228ZM232 69H230L229 72H230ZM235 69H234V70H235ZM239 69H240V68L238 67L237 70L239 71ZM251 69H252V72H251ZM60 70L62 71V69H60ZM64 70H65V69H64ZM83 70H84V69H83ZM93 70H94V69H93ZM93 70H92V71H93ZM139 70H141V69H139ZM154 70H155V69H154ZM166 70H167V69H166ZM180 70H181V69H180ZM194 70H196V69H194ZM203 70H204V69H203ZM220 70H221V69H220ZM225 70H226V69H225ZM237 70H235L236 72H235V71H232L231 74H232V76H234V75L236 76L235 73H237V76H239L240 78H239V77L236 78V77L234 76V77H233L234 80L231 79V77H230V79H231V80H230V79H229V75H227V76H228V84L230 83V85H231V87H228L229 90H230L231 88H233V87H232V86L234 85V82H233V81H237V80L241 79L240 82H242V81L244 80V78H243V79L241 78V77L243 76V74L241 73V71H240V72H237ZM240 70H241V69H240ZM263 70H264V69H262V71H263ZM65 71H66V70H65ZM78 71H79V70H78ZM105 71H106V70H105ZM105 71H104V72H105ZM108 71H109V70H108ZM123 71H124V70H123ZM131 71H132V70H131ZM155 71H156V70H155ZM159 71H160V70H159ZM159 71H158V72H159ZM168 71H169V69H168ZM184 71H185V70H184ZM191 71H192V70H191ZM191 71H190V72H191ZM197 71H199V70H197ZM207 71H208V69H207ZM209 71L214 72V71H215V68H214V71L212 70V68L209 69ZM221 71H222V70H221ZM53 72L55 73V70H53ZM59 72H60V71H59ZM67 72H68V71H67ZM95 72H96V71H95ZM111 72H112V71H111ZM132 72H133V71H132ZM224 72H225V71H224ZM233 72H235V73L233 74ZM250 72H251V73H250ZM263 72H264V71H263ZM184 73H185V72H184ZM217 73H218V72H217ZM226 73H227V72H226ZM226 73H224V74H226ZM261 73H262V72H261ZM26 74L29 75L28 72H26ZM56 74H58V73L56 72ZM91 74H92V73H91ZM96 74H97V73H96ZM137 74H138V73H137ZM157 74H158V73H157ZM157 74H156V75H157ZM191 74H192V73H191ZM205 74H206V73H205ZM229 74H230V73H229ZM231 74H230V75H231ZM241 74H242V75H241ZM54 75H55V74H54ZM66 75H67V74H66ZM134 75H136V74H134ZM172 75H173V74H172ZM184 75H185V74H184ZM198 75H199V74H198ZM201 75H202V74H201ZM255 75H256V76H255ZM7 76H8V75H7ZM58 76H59V75H58ZM95 76H96V75H95ZM149 76H150V75H149ZM160 76H161V75H160ZM176 76H177V75H176ZM193 76H194V75H193ZM206 76H208V75H206ZM224 76H225V75H224ZM247 76H248V75H247ZM263 76H264V75H263ZM263 76H262V79H261L260 77H259V78H260V79L263 81V83H264V78H263ZM38 77H39V75H38ZM56 77H57V75H56ZM64 77H65V76H64ZM67 77H68V76H67ZM80 77H81V76H80ZM96 77H97V76H96ZM107 77H108V76H107ZM117 77H119V76H117ZM183 77H184V76H183ZM198 77H199V76H198ZM212 77H213V76H212ZM212 77H211V78H212ZM243 77H244V76H243ZM12 78H13V77H12ZM58 78H59V77H58ZM58 78H57V79H58ZM131 78H133V76H132ZM137 78H138V77H137ZM144 78H145V77H144ZM148 78H149V77H148ZM180 78H181V77H180ZM216 78H217V77H216ZM221 78H222V77H221ZM225 78H226V77H225ZM7 79H8V78H7ZM26 79H27V77H26ZM53 79H54V78H53ZM62 79H63V77H62ZM70 79H71V78H70ZM189 79H190V78H189ZM226 79H227V78H226ZM235 79H236V80H235ZM257 79H258V78H257ZM257 79H256V80H257ZM29 80H31V79H29ZM40 80H41V79H40ZM81 80H82V79H81ZM104 80L106 81V79H104ZM108 80H109V78H108ZM113 80H114V79H113ZM170 80H171V79H170ZM177 80H178V79H177ZM229 80L233 83V85H232L231 82H229ZM121 81H122V80H121ZM142 81H143V80H142ZM168 81H169V80H168ZM179 81H180V80H179ZM188 81H189V80H188ZM215 81H216V80H215ZM215 81H214V82H215ZM248 81H249V80H248ZM17 82H18V81H17ZM29 82H30V81H29ZM103 82H104V81H103ZM103 82H102V83H103ZM112 82H113V81H112ZM148 82H149V81H148ZM186 82H187V81H186ZM199 82H200V81H199ZM214 82H211V81H210V82H209L210 86H213ZM26 83H27V82H26ZM38 83H39V82H38ZM54 83H56L55 80H54ZM61 83H62V82H61ZM63 83H64V82H63ZM78 83H79V82H78ZM109 83H110V82H109ZM142 83H143V82H142ZM181 83H182V82H181ZM193 83H194V82H193ZM235 83H236V82H235ZM237 83H238V81H237ZM252 83H251V84H252ZM57 84H58V83H57ZM82 84H83V83H82ZM123 84H124V82H123ZM155 84H156V83H155ZM197 84H198V83H197ZM209 84H208V86H209ZM244 84H245V83L243 82L242 85H244ZM255 84H256V83H255ZM260 84H261L260 87L264 86V84H262V82H260ZM60 85H61V84H60ZM60 85L58 84L59 87H60ZM151 85H152V84H151ZM169 85H170V84H169ZM174 85H175V84H174ZM190 85H191V83H190ZM201 85H202V84H201ZM239 85H240V84H239ZM28 86H29V85H28ZM82 86L84 87V85H82ZM102 86H103V85H102ZM102 86H101V87H102ZM116 86H117V85H116ZM120 86H121V85H120ZM132 86H133V85H132ZM142 86H143V84H142ZM146 86H147V85H146ZM148 86H149V84H148ZM154 86H157V85H154ZM188 86H189V85H188ZM228 86H229V85H228ZM234 86H235V85H234ZM244 86H246V85H244ZM254 86H255V85H254ZM38 87H39V86H38ZM77 87H78V86H77ZM108 87L110 88V86H108ZM111 87H112V86H111ZM123 87H124V86H123ZM129 87H130V86H129ZM168 87H169V86H168ZM189 87H190V86H189ZM192 87H193V86H192ZM200 87H201V86H200ZM222 87H223V86H222ZM222 87H220V88H222ZM240 87H241V86H240ZM252 87H253V86H252ZM260 87H259V88H260ZM55 88H56V86H55ZM62 88L64 89V86H63V85H62ZM99 88H100V87H99ZM148 88H149V87H148ZM198 88H199V87H198ZM205 88H206V87H205ZM208 88H209V87H208ZM217 88H218V87H217ZM241 88H242V90L245 89V88L243 89V86H242ZM257 88H258V86L255 87V90H256ZM259 88H258V89H259ZM27 89H28V88H27ZM27 89H26V90H27ZM29 89H30V88H29ZM39 89H40V88H39ZM46 89H47V88H46ZM127 89H128V88H127ZM132 89H133V88H132ZM174 89H175V88H174ZM185 89H186V88H185ZM211 89H212V88H211ZM238 89H239V86H238ZM258 89H257V90H258ZM30 90H31V89H30ZM59 90H60V89H59ZM111 90H112V89H111ZM149 90H150V89H149ZM180 90H181V89H180ZM180 90H179V91H180ZM227 90H228V89H227ZM239 90H241V89H239ZM239 90H237V91H239ZM252 90H253V89H252ZM257 90H256V92L258 93ZM259 90H262V91H260V93H262V95H264V94H263V93H264V87L260 88ZM5 91H6V90H5ZM27 91L29 92V90H27ZM31 91H32V90H31ZM43 91H44V90H43ZM48 91H49V90H48ZM55 91H56V90H55ZM65 91H66V90H65ZM103 91H104V90H103ZM107 91H108V90H107ZM121 91H122V90H121ZM154 91H156V90H154ZM191 91H192V90H191ZM199 91H200V90H199ZM203 91H204V90H203ZM231 91H232V90H231ZM246 91H247V90H246ZM253 91H254V90H253ZM33 92L36 93V91H33ZM86 92H88V91H86ZM98 92H99V91H98ZM125 92H126V91H125ZM125 92H124V93H125ZM138 92H140V91H138ZM149 92H150V91H149ZM157 92H158V91H157ZM189 92H190V91H189ZM193 92H194V91H193ZM208 92H209V91H208ZM226 92L228 93V91H225V93H226ZM29 93H30V92H29ZM48 93H49V92H48ZM50 93H51V92H50ZM75 93H77V91H75ZM100 93H101V92H100ZM111 93H114V92H111ZM111 93H109V94H111ZM131 93H132V92H131ZM150 93H151V92H150ZM206 93H207V92H206ZM235 93H237V92H235ZM238 93H239V92H238ZM243 93H244V92H243ZM252 93H253V92H252ZM7 94H8V93H7ZM23 94H24V93H23ZM61 94H62V93H61ZM67 94H69V92H67ZM85 94H87V93H85ZM138 94H139V93H138ZM183 94H184V93H183ZM183 94H182V95H183ZM212 94H214V97H215V95H216V97H217V94H216V93H212ZM254 94H255V92H254ZM14 95H15V94H14ZM64 95H65V94H63V96H64ZM81 95H82V94H81ZM148 95H149V94H148ZM186 95H187V94H186ZM218 95H219V94H218ZM227 95H229V94H227ZM242 95H243V94H242ZM259 95H260V94H259ZM259 95H258V96H259ZM18 96H19V95H18ZM20 96H21V95H20ZM31 96H32V95H30V97H31ZM45 96H46V95H45ZM48 96H49V95H48ZM65 96H66V95H65ZM67 96H68V95H67ZM113 96H114V95H113ZM123 96H124V95H123ZM187 96H188V95H187ZM208 96H209V95H208ZM255 96H256V95H255ZM258 96H257V97H258ZM1 97H2V96H1ZM8 97H9V96H8ZM36 97H37V96H36ZM46 97H47V96H46ZM51 97H52V96H51ZM55 97H56V96H55ZM55 97H54V98H55ZM73 97H74V96H73ZM108 97H109V96H108ZM111 97H112V96H111ZM111 97H110V98H111ZM114 97H115V96H114ZM114 97H113V98H114ZM116 97H117V96H116ZM125 97H126V96H125ZM134 97H135V95H134ZM143 97H144V96H143ZM152 97H153V96H152ZM164 97H166V96H164ZM189 97H191V96H189ZM198 97H199V96H198ZM201 97H202V95H201ZM203 97H204V96H203ZM206 97H207V96H206ZM214 97H213V98H214ZM216 97H215V98H216ZM231 97H232V96H231ZM239 97H240V96H239ZM251 97H252V96H251ZM76 98H77V97H76ZM141 98H142V97H141ZM159 98H160V97H159ZM175 98H176V97H175ZM177 98H180V97H177ZM193 98H194V97H193ZM211 98H212V97H211ZM217 98H219V97H217ZM221 98H222V97H221ZM232 98H233V97H232ZM248 98H249V97H248ZM102 99H103V98H102ZM169 99H170V98H169ZM196 99H198V98H196ZM256 99H257V98H256ZM258 99H259V98H258ZM7 100H8V99H7ZM12 100H14V99H12ZM91 100H92V99H91ZM105 100H106V99H105ZM111 100H113V99H111ZM124 100H126V99H124ZM133 100H134V99H133ZM139 100H140V99H138L137 101H139ZM146 100H147V99H146ZM201 100H202V99H201ZM212 100H214L215 102L212 101ZM218 100H219V99H218ZM233 100H235V99H233ZM87 101H88V100H87ZM107 101H108V100H107ZM114 101H115V100H114ZM141 101H142V100H141ZM193 101H194V100H193ZM210 101H211V102L209 103L210 106H208V107H209V111L206 112V114L208 113V118L211 119V120H213V121H215V123H218V122L220 121L219 119H221L220 122H223L224 119H222V117H224V118L226 117V118H227L228 116L233 115V111H232V110H231V111L229 110V107H228L227 104H224V103L222 104V103H220L221 100L219 101V103L217 102L216 99H211ZM231 101H232V100H231ZM237 101H239V100L237 99ZM252 101H253V99H252ZM40 102H41V101H40ZM151 102H152V101H151ZM177 102H178V101H177ZM184 102H186V101H184ZM189 102H190V101H189ZM213 102H214V103H213ZM223 102H225V99L223 100ZM227 102H230V100L227 101ZM233 102H234V101H233ZM235 102H236V101H235ZM259 102H260V101H259ZM261 102L264 103V98L261 99ZM34 103H35V102H34ZM38 103H39V102H38ZM59 103H61V102H59ZM118 103H119V102H118ZM122 103H123V102H122ZM122 103H121V104H122ZM129 103H130V102H129ZM152 103H153V102H152ZM156 103H158V102H156ZM156 103H155V104H156ZM180 103H181V102H180ZM186 103H187V102H186ZM186 103H185V104H186ZM205 103H206V105L208 104L207 102H205ZM212 103H213V104H212ZM225 103H226V102H225ZM230 103H231V102H230ZM243 103L245 104V102H242V104H243ZM253 103H254V102H253ZM256 103H258V102H256ZM31 104H32V103H31ZM63 104H64V103H63ZM114 104H115V103H114ZM135 104H136V103H135ZM155 104L153 103L154 106H155ZM172 104H173V103H172ZM178 104H179V103H178ZM185 104H183V105H185ZM244 104H243V105H244ZM25 105H26V104H25ZM97 105H98V104H97ZM103 105H104V104H103ZM127 105H128V104H127ZM127 105H126V106H127ZM160 105H161V104H160ZM169 105H171V104L169 103ZM194 105H196V103H194ZM230 105H231V104H230ZM232 105H233V104H232ZM243 105H242L241 108L244 109V107H246V106L243 107ZM101 106H102V105H101ZM119 106H120V105H119ZM123 106H124V104H123ZM123 106H122V107H123ZM166 106H167V105H166ZM177 106L180 107V105H177ZM177 106H176V107H177ZM187 106H190V105H187ZM237 106H239V105L237 104ZM43 107H44V106H43ZM108 107H111V106H108ZM115 107H117V106H115ZM122 107H121V108H122ZM134 107H135V106H134ZM156 107H157V106H156ZM170 107H171V106H170ZM173 107H174V106H173ZM176 107H175V108H176ZM181 107H183V106H181ZM230 107H232V106H230ZM247 107H248V106H247ZM50 108H51V107H50ZM55 108H57V107H55ZM63 108H64V107H63ZM71 108H72V107H71ZM101 108H102V107H101ZM124 108H125V107H124ZM167 108H169V107L167 106ZM192 108H193V107H192ZM238 108H239V107H238ZM241 108H239V109H241ZM31 109H32V107H31ZM37 109H38V108H37ZM79 109H80V108H79ZM79 109H78V110H79ZM116 109H117V108H116ZM118 109H119V108H118ZM125 109H126V108H125ZM160 109H161V108H160ZM178 109H179V108H178ZM178 109H176V110H178ZM182 109H183V108H182ZM184 109H185V108H184ZM189 109H190V108H189ZM230 109H231V108H230ZM232 109H233V108H232ZM239 109L237 110V113H239V112L241 111V110L239 111ZM16 110H17V109H16ZM32 110H34V109H32ZM38 110H39V109H38ZM57 110H58V109H56V111H57ZM65 110H66V109H65ZM84 110H85V109H84ZM107 110H108V109H107ZM114 110H115V109H114ZM120 110H121V109H120ZM191 110H192V109H191ZM5 111H6V110H5ZM7 111H9V110H7ZM20 111H21V110H20ZM80 111H81V110H80ZM86 111H87V110H86ZM103 111H105V110H103ZM146 111H147V110H146ZM179 111H180V109H179ZM179 111H178V112H179ZM194 111H196V110H194ZM199 111H200V110H199ZM246 111H247V110H246ZM81 112H82V111H81ZM159 112H160V111H159ZM164 112H165V111H164ZM172 112H173V111H172ZM176 112H177V111H176ZM176 112H174V113L176 114ZM184 112H185V111H184ZM230 112H231V113H230ZM102 113H103V112H102ZM161 113H162V112H161ZM190 113H191V112H190ZM201 113H202V112H201ZM203 113H204V112H203ZM228 113H229L230 115H229ZM237 113L234 112V114L236 115V117L239 115L238 117L242 118V116H241L242 114L240 115V114H237ZM240 113H242V111H241ZM17 114H18V113H17ZM30 114H31V113H30ZM32 114H33V113H32ZM105 114H106V112H105ZM163 114H164V113H163ZM179 114H180V113H179ZM204 114H205V113H204ZM244 114H245V112H244ZM9 115H10V114H9ZM36 115H38V114H36ZM71 115H72V114H71ZM101 115H102V114H101ZM130 115H131V114H130ZM133 115H134V114H133ZM245 115H247V112H246ZM245 115H244V116H245ZM51 116H53V115H51ZM128 116H129V115H128ZM131 116H132V115H131ZM131 116H130V118H131ZM180 116H181V115H180ZM182 116H183V115H182ZM206 116H207V115H206ZM58 117H60V115H59ZM216 117H217V118H216ZM218 117H219V119H218ZM238 117H237V118H238ZM92 118H93V117H92ZM127 118H128V117H127ZM133 118H134V117H133ZM141 118H142V117H141ZM141 118L139 117V119H141ZM147 118H148V117H147ZM172 118H173V117H172ZM179 118H180V117H179ZM232 118H233V117H232ZM17 119H18V118H17ZM182 119H183V118H182ZM202 119H203V118H202ZM205 119H207V117H206ZM214 119H217V120H214ZM52 120H53V119H52ZM55 120H56V119H55ZM55 120H54V121H55ZM59 120H60V119H59ZM122 120H123V119H122ZM229 120H230V119H229ZM234 120L236 121L237 119L235 118V119H233V121H232V120H231V121L234 122ZM249 120H250V119H249ZM21 121H22V120H21ZM25 121H26V120H25ZM54 121H52V122H54ZM95 121H96V120H95ZM150 121H151V120H150ZM170 121H171V120H170ZM180 121H181V120H180ZM184 121H185V120H184ZM216 121H218V122H216ZM239 121H240V119L238 118V121H237L236 123H239ZM244 121H245V120H244ZM247 121H248V120H247ZM247 121H246V122H247ZM97 122H98V121H97ZM97 122H96V124H97ZM116 122H117V120H116ZM118 122H119V121H118ZM121 122H122V121H121ZM145 122H146V121H145ZM152 122H153V121H152ZM177 122H178V121H177ZM232 122L230 123V127H231ZM241 122H242V120L240 121V123H241ZM86 123H87V122H86ZM98 124H100V123H98ZM154 124H156V123H154ZM178 124H179V123H178ZM182 124H183V123H182ZM186 124H187V123H186ZM186 124H185V125H186ZM193 124H194V123H193ZM234 124H235V122H234ZM234 124H233V126L236 127V124H235V125H234ZM26 125H27V124H26ZM72 125H73V124H72ZM106 125H107V124H106ZM132 125H133V124H132ZM161 125H162V124H161ZM169 125H170V124H169ZM187 125H188V124H187ZM191 125H192V124H191ZM196 125H197V124H196ZM219 125H220V124H219ZM245 125H246V124H245ZM245 125H244V126H245ZM29 126H30V125H29ZM85 126H86V124H85ZM96 126H97V125H96ZM96 126L94 125V127H96ZM129 126H130V125H129ZM145 126H146V125H145ZM177 126H178V125H177ZM181 126H182V125H181ZM213 126H214V125H213ZM233 126H232V127H233ZM240 126H241V124H240ZM240 126H239V127H240ZM242 126H243V125H242ZM86 127H87V126H86ZM99 127H100V125H99ZM101 127H102V125H101ZM107 127H109V126H107ZM114 127H115V126H114ZM150 127H152V126H150ZM155 127H156V126H155ZM155 127H154V128H155ZM182 127H183V126H182ZM182 127H180L179 131L182 129ZM204 127H205V126H204ZM210 127H212V126H210ZM234 127H233V128H234ZM64 128H65V127H64ZM87 128H88V127H87ZM116 128H117V126H116ZM116 128H115V129H116ZM157 128H158V127H157ZM190 128H191V127H190ZM200 128H202V129L204 130V128H203L202 126H200ZM215 128H216V126H215ZM220 128H221V127H220ZM83 129H84V128H83ZM95 129H96V128H95ZM97 129H98V128H97ZM106 129H108V128H106ZM112 129H113V127H112ZM143 129H144V128H143ZM161 129H162V128H161ZM166 129H167V128H166ZM185 129H186V128H185ZM188 129H189V128H188ZM188 129H186V130H188ZM211 129H212V128H211ZM216 129H217V128H216ZM218 129H219V128H218ZM218 129H217V130H218ZM230 129H231V128H230ZM28 130H29V129H28ZM57 130H58V129H57ZM102 130H103V128H102ZM116 130H117V129H116ZM156 130H157V129H156ZM169 130H170V129H169ZM182 130H183V129H182ZM182 130H181V131H182ZM190 130H191V129H190ZM222 130H223V129L221 128L219 132H222ZM241 130H243V128H241ZM4 131H6V130H4ZM16 131H17V130H16ZM99 131H100V128H99ZM107 131H108V130H107ZM138 131H139V130H138ZM145 131H146V130H145ZM191 131H192V130H191ZM226 131H227V130H226ZM7 132H8V131H7ZM7 132H6V133H7ZM82 132L84 133V130H83ZM86 132H87V131H86ZM91 132H92V131H91ZM100 132H101V131H100ZM108 132H109V131H108ZM120 132L122 133L121 130H120ZM153 132H155V130H154ZM160 132H161V131H160ZM162 132H163V131H162ZM165 132H166V130L164 131V133H165ZM170 132H171V131H170ZM194 132H197V131H194ZM232 132H233V133L235 132V134H236V131H235V130H234V131H231L232 136H233V133H232ZM241 132H242V131H241ZM60 133H61V132H60ZM92 133H93V132H92ZM92 133H90V134H92ZM101 133H102V132H101ZM104 133H105V132H104ZM109 133H110V132H109ZM109 133H108V134H109ZM121 133H120V134H121ZM151 133H152V132H151ZM156 133H158V131H157ZM166 133H167V132H166ZM201 133H202V131H201ZM61 134H62V133H61ZM78 134H79V133H78ZM90 134H89V135H90ZM113 134L115 135V133H113ZM118 134H119V133H118ZM123 134H124V133H123ZM169 134H171V133H169ZM196 134H197V133H196ZM225 134H226V133H225ZM228 134H229V132H228ZM231 134H230V135H231ZM235 134H234V135H235ZM28 135H29V133H28ZM85 135H86V134H85ZM136 135H138V134H136ZM157 135H158V134H157ZM198 135H199V134H198ZM26 136H27V135H26ZM86 136H87V135H86ZM110 136H111V135H110ZM115 136H117V134H116ZM130 136H131V135H130ZM143 136H144V135H143ZM143 136H142V137H143ZM145 136H146V135H145ZM159 136H160V135H159ZM172 136L174 137V135H172ZM193 136H196V135H193ZM223 136H224V135H223ZM226 136H228V135H226ZM238 136H239V135H238ZM87 137H88V136H87ZM119 137H120V135H119ZM163 137H165V136H163ZM166 137H167V136H166ZM166 137H165V139H166ZM196 137H197V136H196ZM229 137H230V136H229ZM25 138H26V137H25ZM64 138H65V137H64ZM69 138H70V137H69ZM85 138H86V137H85ZM107 138H108V137H107ZM145 138H146V137H145ZM158 138H159V137H158ZM180 138H181V137L179 136V139H180ZM207 138H208V137H207ZM211 138H212V136H211ZM225 138H226V137H225ZM235 138H236V136H235ZM45 139H46V138H45ZM59 139H60V138H59ZM65 139H66V138H65ZM103 139H104V138H103ZM108 139H109V138H108ZM118 139H120V138H118ZM122 139H123V137H122ZM168 139L173 140V138H168ZM175 139H176V138H175ZM223 139H224V138H223ZM226 139H227V138H226ZM9 140H10V138H9ZM16 140H17V139H16ZM19 140H20V139H19ZM19 140H18V141H19ZM26 140H27V139H26ZM29 140H30V139H29ZM38 140H39V139H38ZM71 140H72V139H71ZM85 140H86V139H85ZM99 140H101V139H99ZM132 140H133V139H132ZM142 140H143V139H142ZM157 140H158V139H157ZM177 140H178V138H177ZM198 140H199V139H198ZM212 140H213V139H212ZM212 140H211V141H212ZM228 140H229V139H227V140H225V141H228ZM232 140H234V139L232 138ZM10 141H11V140H10ZM63 141H64V139H63ZM101 141H102V140H101ZM105 141H106V140H105ZM112 141H113V140H112ZM117 141H118V140H117ZM126 141H127V140H126ZM128 141H129V140H128ZM145 141H146V140H145ZM169 141H170V140H169ZM188 141H189V140H188ZM204 141H205V140H204ZM225 141H223V142H225ZM255 141H256V138H255V136H254V143H255ZM3 142H4V141H3ZM6 142H7V141H6ZM12 142H13V141H12ZM25 142H26V141H25ZM64 142H65V141H64ZM85 142H86V141H85ZM99 142H100V141H99ZM103 142H104V140H103ZM121 142H122V141H121ZM121 142H120V143H121ZM130 142H131V141H130ZM134 142H135V141H134ZM151 142H152V141H151ZM160 142L162 143V141H160ZM186 142H187V141H186ZM207 142H208V141H207ZM213 142H214V141H213ZM238 142H239V141H238ZM240 142H241V141H240ZM240 142H239V143H240ZM8 143H9V141H8ZM105 143H106V142H105ZM108 143H109V142H108ZM120 143H119V146L121 145ZM123 143H124V142H123ZM184 143H185V142H184ZM202 143H203V142H202ZM220 143H221V142H220ZM220 143H219V145H220ZM226 143H227V142H226ZM233 143H234V142L230 141L231 149H232V147H233V148L236 147V146H232ZM9 144H10V143H9ZM97 144H98V143H97ZM110 144H111V143H110ZM117 144H118V143H116V145H117ZM137 144H138V143H137ZM170 144H171V142H170ZM180 144H181V142H180ZM230 144H229V141H228V145H230ZM29 145H30V144H29ZM64 145H65V144H64ZM81 145H82V144H81ZM85 145H86V143H85ZM85 145H84V146H85ZM92 145H93V144H92ZM92 145H91V146H92ZM94 145H95V144H94ZM106 145H107V144H106ZM122 145H123V144H122ZM162 145H164V144H162ZM166 145H167V144H166ZM223 145L225 146V145H227V144H225V143H224V144L221 143V146H223ZM235 145H236V144H235ZM11 146H12V145H11ZM65 146H67V145H65ZM99 146H100V145H99ZM102 146H103V145H102ZM110 146H111V145H110ZM119 146H118V147H119ZM167 146H168V145H167ZM172 146H174V145H172ZM208 146H209V145H208ZM221 146L218 147V149H219V148L221 149ZM6 147L10 148L9 146H6ZM36 147H37V146H36ZM63 147H64V146H63ZM96 147H97V146H96ZM106 147H107V146H106ZM106 147H105V148H106ZM118 147H117V148H118ZM225 147H226V146H225ZM29 148H30V147H29ZM39 148H40V147H39ZM107 148H108V147H107ZM112 148H113V147H112ZM160 148H161V147H160ZM172 148H173V147H172ZM176 148H177V147H176ZM181 148H182V146H181ZM205 148H206V147H205ZM216 148H217V147H216ZM216 148H215V149H216ZM26 149H27V148H26ZM40 149H41V148H40ZM83 149H84V148H83ZM85 149H86V147H85ZM92 149H93V148H92ZM92 149H91V152H92ZM97 149H99V148H97ZM119 149H121V147H120ZM134 149H135V148H134ZM168 149H169V147H168ZM173 149H174V148H173ZM220 149H219V151H220ZM28 150H29V149H28ZM31 150H32V149H31ZM66 150H67V149H66ZM81 150H82V149H81ZM147 150H148V149H147ZM161 150H162V149H161ZM179 150H180V149H179ZM208 150H209V149H208ZM208 150H207V151H208ZM12 151H13V150H12ZM32 151H33V150H32ZM165 151H166V150H165ZM170 151H171V149H170ZM236 151H237V150H236ZM3 152H4V151H3ZM29 152H30V151H29ZM73 152H74V151H73ZM84 152H85V151H84ZM84 152H83V153H84ZM96 152H97V151H96ZM118 152H119V151H118ZM121 152H122V149H121ZM126 152H127V150H126ZM131 152H132V151H131ZM145 152H146V149H145ZM160 152H161V151H160ZM166 152H167V151H166ZM183 152H184V151H183ZM216 152H218V151H216ZM26 153H27V151H26ZM26 153H25V154H26ZM33 153H34V152H33ZM65 153H66V152H65ZM85 153H86V152H85ZM87 153H88V152H87ZM108 153H110V151H109ZM162 153H163V150H162ZM7 154H8V153H7ZM10 154H11V153H10ZM90 154H93V153H90ZM110 154H111V153H110ZM115 154H117V152H116ZM125 154H126V153H125ZM147 154H148V153H147ZM166 154H167V153H166ZM175 154H176V152H175ZM182 154H183V153H182ZM219 154H220V153H219ZM11 155H12V154H11ZM85 155H86V154H85ZM87 155H88V154H87ZM97 155H98V154H97ZM97 155H96V156H97ZM160 155H161V154H160ZM180 155H181V153H180ZM214 155H215V154H214ZM217 155H218V153H216V156H217ZM13 156H14V155H13ZM40 156H41V155H40ZM90 156H91V155H90ZM96 156H95V157H96ZM111 156H112V155H111ZM115 156H116V155H115ZM119 156H120V155H119ZM121 156H122V155H121ZM129 156H130V155H129ZM129 156H128V157H129ZM218 156H219V155H218ZM218 156H217V157H218ZM220 156H222V155H220ZM220 156H219V157H220ZM223 156H224V154H223ZM223 156H222V157H223ZM234 156H235V155H234ZM234 156H232V157L234 158ZM26 157H27V156H26ZM30 157H31V155H30ZM91 157H92V156H91ZM102 157H104V156H102ZM102 157H101V158H102ZM112 157H113V156H112ZM123 157H124V156H123ZM85 158H86V157H85ZM98 158H99V156H98ZM98 158H96V159H98ZM105 158H106V157H105ZM135 158H136V157H135ZM179 158H180V157H179ZM210 158H211V157H210ZM213 158H214V157H213ZM220 158H221V157H220ZM103 159H104V158H103ZM119 159H120V158H118L117 161H119ZM123 159H124V158H123ZM164 159H165V158H164ZM175 159H176V158H175ZM177 159H178V158H177ZM26 160H27V159H26ZM40 160H41V159H40ZM77 160H78V159H77ZM92 160H93V159H92ZM99 160H100V159H98V162H99ZM110 160H111V159H110ZM126 160H127V159H126ZM166 160H167V159H166ZM168 160H169V159H168ZM172 160H173V159H172ZM187 160H188V159H187ZM10 161H11V160H10ZM108 161H109V160H108ZM108 161H107V162H108ZM111 161H113V160H111ZM120 161H121V160H120ZM123 161H124V160H123ZM141 161H142V160H141ZM170 161H171V160H170ZM19 162H21V161H19ZM171 162H172V161H171ZM181 162H182V161H181ZM112 163H113V162H112ZM133 163H134V162H133ZM176 163H177V162H176ZM224 163H225V162H224ZM224 163H223V165H224ZM16 164H17V163H16ZM56 164H57V163H56ZM85 164H86V163H85ZM113 164H114V163H113ZM126 164H127V163H126ZM137 164H138V163H137ZM145 164H146V163H145ZM187 164H188V163H187ZM4 165H5V164H4ZM57 165H58V164H57ZM72 165H73V164H72ZM77 165H78V164H77ZM92 165H93V163H92ZM95 165H96V164H95ZM110 165H111V163H110ZM110 165H109V166H110ZM115 165H116V164H115ZM115 165H114V166H115ZM142 165H143V164H142ZM146 165H147V164H146ZM168 165H169V164H168ZM179 165H180V163H179ZM189 165H190V164H189ZM218 165H219V164H218ZM40 166H41V165H40ZM81 166H82V165H81ZM118 166H119V165H118ZM121 166H122V165H121ZM174 166H175V165H174ZM181 166H182V165H181ZM186 166H187V165H186ZM219 166H220V165H219ZM221 166H222V165H221ZM221 166H220V167H221ZM239 166H240V165H239ZM29 167H30V166H29ZM37 167H38V166H37ZM82 167H83V166H82ZM97 167H98V166H97ZM124 167H125V166H124ZM135 167H136V166H135ZM147 167H148V166H147ZM175 167H176V166H175ZM228 167H229V166H228ZM231 167H232V166H231ZM237 167H238V166H237ZM10 168H12V167H10ZM16 168H17V167H16ZM83 168H84V167H83ZM85 168H86V167H85ZM114 168H115V167H114ZM122 168H123V167H122ZM168 168H169V167H168ZM179 168H180V167H179ZM191 168H192V167H191ZM8 169H9V168H8ZM56 169H57V168H56ZM185 169H186V168H185ZM193 169H194V168H193ZM226 169H227V168H226ZM226 169H225V170H226ZM238 169H239V168H238ZM241 169H242V168H241ZM0 170H1V169H0ZM4 170H5V169H4ZM18 170H19V169H18ZM22 170H23V169H22ZM36 170H37V169H36ZM65 170H66V169H65ZM78 170H79V169H78ZM167 170H168V169H167ZM222 170H223V169H222ZM228 170H229V169H228ZM29 171H30V170H29ZM34 171H35V170H34ZM95 171H96V170H95ZM112 171L115 172V170H112ZM161 171H162V170H161ZM174 171H175V170H174ZM176 171H177V170H176ZM229 171H230V170H229ZM235 171H236V170H235ZM1 172H2V171H1ZM9 172L11 173V171H9ZM20 172H21V171H20ZM36 172H37V171H36ZM81 172H82V171H81ZM145 172H146V171H145ZM167 172H168V171H167ZM171 172H173V171H171ZM200 172H201V171H200ZM231 172H233V171H231ZM21 173H22V172H21ZM34 173H35V172H34ZM60 173H61V172H60ZM83 173H84V172H83ZM83 173H82V175H83ZM85 173H86V172H85ZM87 173H88V171H87ZM111 173H112V172H111ZM117 173H118V172H117ZM162 173H163V172H162ZM168 173H169V172H168ZM222 173H223V172H222ZM242 173H243V172H242ZM244 173H245V172H244ZM12 174H13V173H12ZM23 174H25V176H26V175H27V171H26V173H23ZM36 174H37V173H36ZM43 174H44V173H43ZM70 174H71V173H70ZM91 174H92V173H91ZM103 174H104V173H103ZM112 174H113V173H112ZM123 174H124V173H123ZM141 174H142V173H141ZM151 174H152V173H151ZM159 174H160V173H159ZM173 174H174V173H173ZM180 174H181V172H180ZM5 175H6V174H5ZM10 175H11V174H10ZM28 175H29V174H28ZM28 175H27V176H28ZM33 175H34V174H33ZM78 175H79V174H78ZM85 175H86V174H85ZM95 175L98 176L96 173H95ZM100 175H101V174H100ZM119 175H120V174H119ZM133 175H134V174H133ZM162 175H163V174H162ZM162 175H161V177H162ZM201 175H202V174H201ZM217 175H218V173H217ZM230 175H231V174H230ZM233 175H234V174H233ZM22 176H23V175H22ZM27 176H26V177H27ZM36 176H37V175H36ZM54 176H55V175H54ZM75 176H76V175H75ZM91 176H92V175H91ZM91 176H90V177H91ZM137 176H138V175H136V177H137ZM147 176H148V175H147ZM172 176H173V175H172ZM228 176H229V175H228ZM242 176H243V175H242ZM4 177H5V176H4ZM8 177H9V176H8ZM8 177H7V178H8ZM10 177H11V176H10ZM39 177H40V176H39ZM46 177H47V175H46ZM83 177H84V176H83ZM87 177H88V176H87ZM163 177H164V176H163ZM177 177H178V176H177ZM182 177H183V176H182ZM204 177H205V176H204ZM226 177H227V176H226ZM237 177H238V176H237ZM13 178H14V177H13ZM16 178H17V177H16ZM44 178H45V177H44ZM57 178H58V177H56V179H57ZM94 178H95V177H94ZM96 178H97V177H96ZM104 178H105V177H104ZM107 178H109V177H107ZM119 178H120V177H119ZM141 178H143V177H141ZM179 178H180V177H179ZM207 178H208V176H207ZM235 178H236V177H235ZM0 179H1V178H0ZM3 179H4V178H3ZM19 179H20V178H19ZM23 179H24V178H23ZM23 179H22V180H23ZM26 179H27V178H26ZM30 179H31V178H30ZM52 179H53V178H52ZM73 179H74V178H73ZM105 179H106V178H105ZM121 179H122V178H121ZM137 179H138V178H137ZM169 179H170V178H169ZM231 179H232V178H231ZM37 180H38V179H37ZM57 180H59V179H57ZM77 180H78V179H77ZM93 180H94V179H93ZM93 180H92V181H93ZM98 180H99V179H98ZM111 180H112V179H111ZM4 181H5V180H4ZM9 181H10V180H9ZM29 181H30V180H29ZM32 181H33V180H32ZM50 181H51V180H50ZM50 181H49V182H50ZM87 181H88V180H87ZM119 181H120V180H119ZM123 181H124V180H123ZM136 181H137V180H136ZM220 181H221V180H220ZM21 182H22V181H21ZM26 182H27V181H26ZM26 182H25V183H26ZM98 182H100V181H98ZM157 182H158V181H157ZM166 182H167V181H166ZM3 183H5V182H3ZM15 183H16V182H15ZM19 183H20V182H19ZM22 183H23V182H22ZM57 183H58V182H57ZM61 183H62V182H61ZM61 183H60V184H61ZM93 183H94V182H93ZM103 183H104V180H103ZM105 183H106V182H105ZM112 183H113V181H111L110 184H112ZM125 183H126V182H125ZM140 183H142V182L140 181ZM150 183H151V182H150ZM170 183H171V182H170ZM16 184H17V183H16ZM23 184H24V183H23ZM23 184H22V185H23ZM33 184H35V183H33ZM60 184H59V186H60ZM72 184H73V183H72ZM83 184H84V183H83ZM91 184H92V183H91ZM98 184H100V183H98ZM106 184H107V183H106ZM143 184H144V183H143ZM160 184H161V183H160ZM186 184H187V183H186ZM25 185H26V184H25ZM27 185H28V184H27ZM46 185H47V184H46ZM52 185H53V184H52ZM85 185H86V184H85ZM115 185H116V184H115ZM115 185H114V186H115ZM137 185H138V184H137ZM201 185H202V184H201ZM245 185H247V184H245ZM6 186H7V185H6ZM33 186H34V185H33ZM56 186H57V184H56ZM67 186H68V185H67ZM87 186H88V185H87ZM101 186H102V184H101ZM124 186H125V184H124ZM139 186H140V185H139ZM141 186H142V184H141ZM143 186H144V185H143ZM157 186H158V184H157ZM219 186H221V185H219ZM18 187H19V186H18ZM23 187H24V186H23ZM52 187H53V186H52ZM82 187H83V186H82ZM90 187H91V186H90ZM105 187H106V186H105ZM153 187H154V186H153ZM160 187H161V186H160ZM212 187H213V186H212ZM221 187L223 188V186H221ZM257 187H258V186H257ZM1 188H2V187H1ZM27 188H28V187H27ZM48 188H49V187H48ZM80 188H81V187H80ZM85 188H86V187H85ZM97 188H98V187H97ZM107 188H108V187H107ZM115 188H116V186H115ZM19 189H20V188H19ZM30 189H31V188H30ZM30 189L28 188V190H30ZM145 189H146V188H145ZM208 189H209V188H208ZM214 189H215V188H214ZM2 190H3V189H2ZM11 190H12V189H11ZM47 190H48V189H47ZM58 190H59V189H58ZM78 190H79V189H78ZM93 190H94V189H93ZM107 190H108V189H107ZM111 190H112V189H111ZM113 190H114V189H113ZM116 190H117V189H116ZM121 190H122V189H121ZM134 190H135V189H134ZM182 190H183V189H182ZM26 191H27V190H26ZM43 191H44V190H43ZM51 191H53V190L51 189ZM51 191H49V192H51ZM54 191H55V190H54ZM60 191H61V190H60ZM84 191H85V190H84ZM177 191H178V190H177ZM6 192H7V191H6ZM23 192H25V190H24ZM56 192H57V190H56ZM56 192H54V194H55ZM85 192H86V191H85ZM120 192H121V191H120ZM130 192H131V191H130ZM132 192H133V191H132ZM143 192H144V191H143ZM232 192H233V191H232ZM7 193H8V192H7ZM7 193H6V195H7ZM32 193H33V192H32ZM75 193H76V192H75ZM103 193H104V192H103ZM112 193H113V192H112ZM137 193H138V192H137ZM157 193H158V192H157ZM162 193H163V192H162ZM208 193H209V192H208ZM242 193H243V192H242ZM9 194H10V193H9ZM9 194H8V195H9ZM11 194H13V193L11 192ZM57 194H59V193H57ZM60 194H61V193H60ZM60 194H59V195H60ZM78 194H79V193H78ZM114 194H115V193H114ZM120 194H121V193H120ZM125 194H126V193H125ZM125 194H124V195H125ZM133 194H134V192H133ZM143 194H144V193H143ZM145 194H146V193H145ZM154 194H155V193H154ZM184 194H185V193H184ZM210 194H211V193H210ZM243 194H244V193H243ZM1 195H2V194H1ZM26 195H27V192H26ZM28 195H29V194H28ZM40 195H41V193H40ZM45 195H46V194H45ZM92 195H93V194H92ZM100 195H103V194L101 193ZM128 195H129V194H128ZM139 195H140V194H139ZM141 195H142V194H141ZM160 195H161V194H160ZM162 195H164V194H162ZM175 195H176V194H175ZM204 195H205V194H204ZM207 195H208V194H207ZM225 195H226V194H225ZM236 195H237V194H236ZM246 195H247V194H246ZM11 196H12V195H10L9 197L11 198ZM21 196H22V195H21ZM23 196H24V195H23ZM23 196H22V197H23ZM30 196H31V195H30ZM121 196H122V195H121ZM132 196H133V195H132ZM238 196H239V195H238ZM38 197H40V196L38 195ZM43 197H44V196H43ZM53 197H54V196H53ZM74 197H75V196H74ZM76 197H77V196H76ZM85 197H86V196H85ZM158 197H159V196H158ZM203 197H204V196H203ZM208 197H209V196H208ZM0 198H1V197H0ZM20 198H21V197H20ZM40 198H41V197H40ZM46 198H47V197H46ZM131 198H133V197H131ZM144 198H145V197H144ZM212 198H213V197H212ZM219 198H220V197H219ZM224 198H225V197H224ZM243 198H244V197H243ZM21 199H22V198H21ZM26 199H27V198H25V200H26ZM50 199H51V198H50ZM56 199H57V198H56ZM61 199H62V198H61ZM65 199H66V198H65ZM88 199H89V198H88ZM93 199H95V198H93ZM102 199H103V198H102ZM138 199H139V198H138ZM147 199H148V198H147ZM1 200H2V198H1ZM4 200H5V199H4ZM4 200H3V201H4ZM53 200H54V198H53ZM76 200H78V199H76ZM76 200H75V201H76ZM115 200H116V199H115ZM139 200H140V199H139ZM142 200H143V199H142ZM172 200H173V199H172ZM195 200H196V199H195ZM240 200H241V199H240ZM39 201H40V199H39ZM50 201H51V200H50ZM55 201H56V200H55ZM59 201H60V200H59ZM100 201H101V200H100ZM107 201H108V200H107ZM112 201H113V200H112ZM112 201H111V202H112ZM119 201H120V200H119ZM145 201H146V200H145ZM156 201H157V200H156ZM215 201H216V200H215ZM10 202H11V201H10ZM14 202H15V201H14ZM16 202H17V201H16ZM22 202H23V200H22ZM60 202H61V201H60ZM84 202H85V201H84ZM98 202H99V201H98ZM111 202H109V203H111ZM116 202H117V201H116ZM130 202H132V201H130ZM133 202H134V201H133ZM164 202H165V201H164ZM224 202H225V201H224ZM228 202H229V201H228ZM234 202H235V201H234ZM3 203H4V202H3ZM26 203H27V202H26ZM26 203H25V205H26ZM33 203H34V202H33ZM38 203H39V202H38ZM49 203H50V202H49ZM99 203H100V202H99ZM101 203H102V201H101ZM114 203H115V202H114ZM124 203H125V201H124ZM137 203H138V202H137ZM145 203H146V202H145ZM166 203H168L167 200H166ZM5 204H7V203H5ZM15 204H16V203H15ZM85 204H86V203H85ZM89 204H90V203H89ZM102 204H103V203H102ZM115 204H117V203H115ZM118 204H119V203H118ZM120 204H121V203H120ZM125 204H126V203H125ZM170 204H171V203H170ZM218 204H219V203H218ZM222 204H223V203H222ZM236 204H237V203H236ZM255 204H256V202H255ZM16 205H17V204H16ZM43 205H44V204H43ZM69 205H70V204H69ZM91 205H92V204H91ZM139 205H140V204H139ZM168 205H169V204H168ZM172 205H174V204H172ZM216 205H217V204H216ZM9 206H12V204H11V205L9 204ZM19 206H20V205H19ZM26 206L29 207V205H26ZM38 206H39V205H38ZM41 206H42V205H41ZM47 206H48V205H47ZM58 206H59V205H58ZM64 206H65V205H64ZM84 206H85V205H84ZM97 206H98V205H97ZM100 206H101V205H100ZM132 206H133V205H132ZM132 206H131V207H132ZM200 206H201V205H200ZM222 206H223V205H222ZM0 207H1V206H0ZM3 207H4V206H3ZM22 207H23V206H22ZM43 207H44V206H43ZM48 207H49V206H48ZM48 207H47V209H48ZM116 207H117V206H116ZM125 207H126V206H125ZM145 207H146V206H145ZM206 207H207V206H206ZM210 207H211V206H210ZM220 207H221V206H220ZM10 208H11V207H10ZM41 208H42V207H41ZM57 208H59V207H56V209H57ZM61 208H62V207H61ZM85 208H86V207H85ZM93 208H94V207H93ZM93 208H92V209H93ZM95 208H96V207H95ZM109 208H110V207H109ZM168 208H170V207H168ZM212 208H213V207H212ZM212 208H211V209H212ZM7 209H8V208H7ZM45 209H46V208H45ZM50 209H51V208H50ZM50 209H49V210H50ZM99 209H100V208H99ZM105 209H106V208H105ZM117 209H118V208H117ZM119 209H120V208H119ZM135 209H136V208H135ZM180 209H182V208H180ZM222 209H223V208H222ZM222 209H221V210H222ZM0 210H1V209H0ZM12 210H13V208H12ZM19 210H20V209H19ZM25 210H26V209H25ZM33 210H35V209H33ZM86 210H87V209H86ZM93 210H94V209H93ZM108 210H109V209H108ZM192 210H193V209H192ZM197 210H198V209H197ZM224 210H225V209H224ZM226 210H227V208H226ZM27 211L29 212V209H28ZM46 211H47V210H46ZM52 211H53V210H52ZM64 211H65V210H64ZM111 211H112V210H111ZM116 211H117V210H116ZM116 211H114V212L116 213ZM123 211H124V210H123ZM125 211H126V210H125ZM135 211H136V210H135ZM211 211H212V210H211ZM21 212H22V211H21ZM39 212H40V211H39ZM47 212H48V211H47ZM57 212H58V211H57ZM82 212H83V211H82ZM94 212H95V211H94ZM129 212H130V211H129ZM145 212H146V210H145ZM33 213H34V211H33ZM37 213H38V211H37ZM51 213H53V212H51ZM63 213H64V212H63ZM85 213H86V212H85ZM87 213H88V212H87ZM121 213H122V212H121ZM191 213H192V212H191ZM195 213H196V212H195ZM19 214H20V213H19ZM21 214H22V213H21ZM23 214H24V213H23ZM23 214H22V216H23ZM47 214H48V213H47ZM78 214H79V213H78ZM82 214H83V213H82ZM89 214H90V213H89ZM96 214H97V213H96ZM96 214H95V215H96ZM100 214H101V213H100ZM105 214H106V213H105ZM125 214H126V213H125ZM129 214H130V213H129ZM136 214H137V213H136ZM169 214H170V213H169ZM9 215H10V214H9ZM26 215H27V214H26ZM58 215H59V214H58ZM122 215H123V213H122ZM122 215H121V216H122ZM130 215H131V214H130ZM145 215H146V214H145ZM153 215H154V214H153ZM172 215H173V214H172ZM185 215H186V214H185ZM201 215H202V214H201ZM248 215H249V214H248ZM7 216H8V215H7ZM15 216H16V215H15ZM36 216H37V215H36ZM40 216H41V215H40ZM53 216H54V214H53ZM76 216H77V215H76ZM108 216H110V214H108ZM135 216H136V215H135ZM187 216H188V215H187ZM207 216H209V215H207ZM50 217H51V216H50ZM50 217H49V218H50ZM85 217H86V216H85ZM87 217H88V216H87ZM92 217H94V216H92ZM112 217H115V216H112ZM139 217H140V216H139ZM139 217H138V218H139ZM141 217H142V216H141ZM145 217H146V216H145ZM190 217H191V216H190ZM251 217H252V216H251ZM35 218H36V217H35ZM41 218H42V217H41ZM53 218H55V217H53ZM56 218H57V217H56ZM61 218H62V217H61ZM69 218H70V217H69ZM101 218H102V217H101ZM105 218H106V217H105ZM108 218H109V217H108ZM116 218H117V217H116ZM196 218H197V216H196ZM219 218H220V217H219ZM231 218H232V217H231ZM247 218H248V217H247ZM28 219H29V218H28ZM38 219H39V218H38ZM59 219H60V218H59ZM62 219H63V218H62ZM84 219H85V218H84ZM95 219H97V218H95ZM99 219H100V218H99ZM129 219H130V218H129ZM168 219H169V218H168ZM199 219H200V218H199ZM239 219H240V218H239ZM242 219H243V218H242ZM248 219H249V218H248ZM0 220H1V219H0ZM3 220H4V218H3ZM24 220L27 221L26 218H25ZM33 220H34V219H33ZM35 220H36V219H35ZM46 220H47V219H46ZM50 220H51V219H50ZM56 220H58V219H56ZM97 220H98V219H97ZM112 220H113V219H112ZM115 220H116V219H115ZM119 220H120V219H119ZM133 220H135V219H133ZM177 220H178V218H177ZM221 220H222V219H221ZM245 220H246V219H245ZM251 220H252V219H251ZM4 221H5V220H4ZM6 221H7V220H6ZM6 221H5V222H6ZM15 221H16V220H15ZM28 221H29V220H28ZM39 221H40V220H39ZM42 221H43V220H42ZM66 221H67V220H66ZM72 221H73V220H72ZM103 221H104V220H103ZM108 221H109V220H108ZM224 221H225V220H224ZM228 221H229V220H228ZM30 222H31V221H30ZM32 222H33V221H32ZM45 222H46V221H45ZM49 222H50V221H49ZM53 222H55V221H53ZM81 222H82V221H81ZM85 222H86V221H85ZM126 222H127V221H126ZM130 222H131V221H130ZM135 222H136V221H135ZM137 222H138V221H137ZM139 222H140V221H139ZM153 222H154V221H153ZM201 222H202V221H201ZM244 222H245V221H244ZM51 223H52V222H51ZM55 223H56V222H55ZM64 223H65V222H64ZM75 223H76V222H75ZM79 223H80V222H79ZM103 223H104V222H103ZM107 223H108V222H107ZM119 223H120V222H119ZM141 223H142V221H141ZM141 223H140V224H141ZM184 223H185V222H184ZM194 223H196V222H194ZM199 223H200V221H199ZM229 223H231V222L229 221ZM229 223H228V224H229ZM240 223H241V222H240ZM242 223H243V222H242ZM26 224H28V223H26ZM26 224H24V225H26ZM35 224L37 225V223H35ZM46 224H47V223H46ZM48 224H50V223H48ZM61 224H62V223H61ZM69 224H70V222H69ZM76 224H77V223H76ZM84 224H85V223H84ZM117 224H118V222H117ZM129 224H130V223H129ZM137 224H138V223H137ZM137 224H136V225H137ZM248 224H249V223H248ZM18 225H19V224H18ZM18 225H17V226H18ZM32 225H34V224H32ZM39 225H40V224H39ZM65 225H66V224H65ZM108 225H109V224H108ZM165 225H166V224H165ZM214 225H215V223H214ZM233 225H234V224H233ZM256 225H257V224H256ZM14 226H15V225H14ZM40 226H42V223H41ZM111 226H112V223H111ZM115 226H116V225H115ZM122 226H123V225H122ZM125 226H126V225H125ZM133 226H134V225H133ZM155 226H156V225H155ZM167 226H168V225H167ZM219 226H220V225H219ZM223 226H224V225H223ZM238 226H239V225H238ZM5 227H6V226H5ZM20 227H21V226H20ZM22 227H23V226H22ZM33 227H34V226H33ZM75 227H76V226H75ZM105 227H106V226H105ZM120 227H121V226H120ZM130 227H131V226H130ZM230 227H231V226H230ZM239 227H240V226H239ZM247 227H248V226H247ZM253 227H254V226H253ZM17 228H18V227H17ZM81 228H82V227H81ZM106 228H110V227L108 226V227H106ZM118 228H119V227H118ZM133 228H134V227H133ZM171 228H172V227H171ZM184 228H185V227H184ZM184 228H183V229H184ZM211 228H212V227H211ZM211 228H210V229H211ZM241 228H242V227H241ZM258 228H259V227H258ZM2 229H3V228H2ZM9 229H10V228H9ZM15 229H16V228H15ZM22 229H23V228H22ZM26 229H27V228H26ZM38 229H39V228H38ZM50 229H51V228H50ZM50 229H49V230H50ZM82 229H83V228H82ZM97 229H98V228H97ZM121 229H122V228H121ZM123 229H124V228H123ZM129 229H130V228H129ZM129 229H128V230H129ZM200 229H201V228H200ZM212 229H213V228H212ZM218 229H219V228H218ZM226 229H227V228H226ZM226 229H224V230L226 231ZM233 229H234V228H233ZM243 229H244V228H243ZM11 230H12V229H11ZM16 230H17V229H16ZM23 230H24V229H23ZM66 230H67V229H66ZM66 230H65V231H66ZM84 230H85V229H84ZM110 230H112V229L110 228ZM170 230H171V229H170ZM219 230H220V229H219ZM255 230H256V229H255ZM259 230H260V228H259ZM17 231H18V230H17ZM36 231H37V230H36ZM46 231H47V230H46ZM82 231H83V230H82ZM93 231H94V230H93ZM114 231H115V229H114ZM182 231H183V230H182ZM209 231H210V230H209ZM240 231H241V230L239 229V232H240ZM249 231H250V230H249ZM0 232H1V231H0ZM10 232H11V231H10ZM18 232H19V231H18ZM38 232H39V231H38ZM42 232H43V231H42ZM50 232H51V231H50ZM67 232H70V231H67ZM97 232H99V231H97ZM109 232H110V231H109ZM116 232H117V231H116ZM116 232H115V233H116ZM119 232H120V231H119ZM131 232H132V231H131ZM133 232H134V231H133ZM156 232H158V231H156ZM217 232H218V231H217ZM235 232H236V231H235ZM251 232H252V231H251ZM12 233H13V232H12ZM65 233H66V232H65ZM84 233H85V231H84ZM99 233H100V232H99ZM124 233H125V232H124ZM129 233H130V232H129ZM161 233H162V232H161ZM164 233H165V232H164ZM171 233H172V232H171ZM237 233H238V232H237ZM240 233H242V232H240ZM243 233H244V232H243ZM246 233H247V232H246ZM28 234H29V232H28ZM32 234H33V233H32ZM71 234H72V233H71ZM111 234H112V233H111ZM118 234H119V233H118ZM122 234H123V233H122ZM130 234H131V233H130ZM136 234H137V233H136ZM144 234H145V233H144ZM213 234H214V233H213ZM216 234H217V233H216ZM249 234H250V233H249ZM260 234H261V233H260ZM262 234H263V233H262ZM262 234H261V235H262ZM44 235H45V234H44ZM93 235H94V234H93ZM93 235H92V236H93ZM158 235H159V234H158ZM165 235H167V233H166ZM175 235H176V234H175ZM256 235H257V234H256ZM8 236H9V235H8ZM77 236H78V235H77ZM117 236H118V235H117ZM117 236H116V235H115V236L112 235V237H116V238H117ZM125 236H126V235H125ZM133 236H134V234H133ZM139 236H140V235H139ZM146 236H147V235H146ZM163 236H164V235H163ZM178 236H179V235H178ZM204 236H205V235H204ZM234 236H235V235H234ZM1 237H2V236H1ZM9 237H10V236H9ZM17 237H18V236H17ZM39 237H40V236H39ZM46 237H47V236H46ZM53 237H54V236H53ZM55 237H56V236H55ZM110 237H111V236H110ZM134 237H135V236H134ZM170 237H171V236H170ZM246 237H247V236H246ZM256 237H257V236H256ZM24 238H25V237H24ZM24 238H23V239H24ZM91 238H92V237H91ZM94 238H95V237H94ZM101 238H102V237H101ZM116 238H115V239H116ZM127 238H128V237H127ZM165 238H166V237H165ZM188 238H189V237H188ZM191 238H192V237H191ZM249 238H250V237H249ZM0 239H1V238H0ZM26 239H27V238H26ZM58 239H59V238H58ZM73 239H74V238H73ZM79 239H80V238H79ZM79 239H78V240H79ZM121 239H122V238H121ZM142 239H143V238H142ZM171 239H172V238H171ZM208 239H209V238H208ZM225 239H226V238H225ZM244 239H245V238H244ZM48 240H49V239H48ZM84 240H85V239H84ZM88 240H89V239H88ZM255 240H256V239H255ZM0 241H1V240H0ZM11 241H12V240H11ZM14 241H15V240H14ZM14 241H13V242H14ZM16 241H17V240H16ZM31 241H32V240H31ZM89 241H90V240H89ZM104 241H105V240H104ZM104 241H102V242H104ZM119 241H120V240H119ZM190 241H191V240H190ZM208 241H209V240H208ZM220 241H221V240H220ZM234 241H235V240H234ZM246 241H247V240H246ZM250 241H252V240H250ZM27 242H28V241H27ZM27 242H26V243H27ZM57 242H58V241H57ZM57 242H56V243H57ZM97 242H98V241H97ZM134 242H136V241H134ZM158 242H159V241H158ZM166 242H167V241H166ZM193 242H194V241H193ZM197 242H198V241H197ZM201 242H202V241H201ZM204 242H205V241H204ZM209 242H210V241H209ZM232 242H233V241H232ZM239 242H240V241H239ZM248 242H249V241H248ZM252 242H253V241H252ZM257 242H258V241H257ZM16 243H17V242H16ZM16 243L14 242V244H16ZM18 243H19V242H18ZM24 243H25V242H24ZM39 243H40V242H39ZM50 243H51V242H50ZM60 243H62V242H60ZM65 243H66V242H65ZM74 243H75V242H74ZM78 243H79V242H78ZM78 243H77V244H78ZM84 243H85V242H84ZM90 243H91V242H90ZM92 243H93V242H92ZM98 243H99V242H98ZM104 243H105V242H104ZM110 243H111V242H110ZM168 243H169V242H168ZM189 243H190V242H189ZM233 243H234V242H233ZM259 243H260V242H259ZM12 244H13V243H12ZM20 244H21V243H20ZM41 244H42V243H41ZM71 244H72V243H71ZM94 244H95V243H94ZM102 244H103V243H102ZM106 244H107V243H106ZM106 244H105V245H106ZM117 244H118V243H117ZM140 244H141V243H140ZM151 244H152V243H151ZM180 244H181V242H180ZM208 244H209V243H208ZM217 244H218V243H217ZM33 245H34V244H33ZM54 245H55V244H54ZM73 245H74V244H73ZM85 245H86V244H85ZM112 245H113V244H112ZM166 245H167V244H166ZM191 245H192V244H191ZM256 245H258V244H256ZM40 246H41V245H40ZM82 246H83V248H84V245H82ZM86 246H87V245H86ZM100 246H101V245H99V247H100ZM137 246H139V244H138ZM176 246H177V245H176ZM178 246H179V245H178ZM178 246H177V247H178ZM210 246H211V245H210ZM227 246H228V245H227ZM3 247H4V246H3ZM18 247H19V245H18ZM44 247H45V246H44ZM119 247H121V246H119ZM205 247H206V246H205ZM208 247H209V246H208ZM211 247H212V246H211ZM215 247H216V246H215ZM5 248H6V247H5ZM20 248H21V247H20ZM53 248H54V247H53ZM97 248H98V247H97ZM103 248H104V247H103ZM175 248H176V247H175ZM212 248H214V247H212ZM253 248H254V247H253ZM0 249H1V248H0ZM3 249H4V248H3ZM15 249H16V248H15ZM25 249H26V248H25ZM33 249H34V247H33ZM42 249H43V248H42ZM50 249H51V248H50ZM65 249H66V248H65ZM79 249H80V248H79ZM85 249L87 250L86 247L84 248V250H85ZM91 249H92V248H91ZM91 249H90V250H91ZM112 249L114 250V248H112ZM131 249H132V248H131ZM136 249H137V248H136ZM150 249H151V248H150ZM165 249H166V248H165ZM194 249H196V247H194ZM216 249H217V248H216ZM236 249H237V247H236ZM254 249H255V248H254ZM40 250H41V249H40ZM52 250H53V249H52ZM80 250H81V249H80ZM92 250H94V249H92ZM106 250H107V249H106ZM119 250H120V249H119ZM119 250H118V251H119ZM129 250H130V248H129ZM133 250H134V249H133ZM168 250H169V249H168ZM200 250H201V249H200ZM221 250H222V249H221ZM228 250H229V249H228ZM237 250H238V249H237ZM2 251H3V250H2ZM10 251H11V250H10ZM12 251H13V250H12ZM102 251H103V250H102ZM108 251H110V250H108ZM108 251H107V254H109ZM122 251H123V250H122ZM205 251H206V250H205ZM235 251H236V250H235ZM35 252H36V251H35ZM56 252H57V251H56ZM63 252H64V251H63ZM82 252H83V251H82ZM85 252H86V251H85ZM99 252H100V251H99ZM127 252H128V251H127ZM140 252H141V251H140ZM233 252H234V251H233ZM14 253H15V252H14ZM17 253H18V252H17ZM42 253H43V252H42ZM47 253H48V252H47ZM91 253H93V252H91ZM97 253H98V252H97ZM100 253H101V252H100ZM103 253H104V252H103ZM119 253H120V252H119ZM132 253H133V252H132ZM134 253H135V252H134ZM202 253H203V252H202ZM225 253H226V252H225ZM3 254H4V253H3ZM10 254H11V253H10ZM28 254H29V253H28ZM36 254H37V253H36ZM85 254H86V253H85ZM98 254H99V253H98ZM107 254H105V255H107ZM111 254H112V253H111ZM123 254H124V253H123ZM142 254H143V253H142ZM181 254H182V253H181ZM208 254H209V253H208ZM213 254H214V253H213ZM241 254H242V253H241ZM243 254H244V253H243ZM243 254H242V255H243ZM259 254H260V253H259ZM6 255H7V254H6ZM38 255H39V253H38ZM67 255H68V254H67ZM77 255H78V254H77ZM77 255H76V256H77ZM80 255H81V254H80ZM115 255H116V254H115ZM120 255L122 256V254H120ZM124 255H127V254H124ZM124 255H123V256H124ZM216 255H217V254H216ZM238 255H239V254H238ZM257 255H258V254H257ZM49 256H50V255H49ZM49 256H47V257L49 258ZM69 256H70V255H69ZM86 256H87V255H86ZM86 256H85V257H86ZM90 256H91V255H90ZM93 256H94V255H93ZM96 256H97V255H96ZM98 256H99V255H98ZM141 256H142V255H141ZM203 256H204V255H203ZM228 256H229V255H228ZM248 256H250V255H248ZM4 257H5V256H4ZM7 257H8V255H7ZM39 257H40V256H39ZM70 257H72V256H70ZM82 257H84V255H83ZM85 257H84V258H85ZM108 257H110V256L108 255ZM111 257H112V256H111ZM164 257H165V256H164ZM188 257H189V256H188ZM240 257H241V256H240ZM251 257H252V256H251ZM254 257H256V256H254ZM8 258H9V257H8ZM30 258H31V257H30ZM36 258H37V257H36ZM41 258H42V257H41ZM67 258H68V257H67ZM84 258H83V260H84ZM90 258H91V257H90ZM93 258H95V257H93ZM113 258H114V257H113ZM116 258H117V257H116ZM181 258H182V257H181ZM197 258H198V257H197ZM207 258H208V257H207ZM16 259H17V258H16ZM31 259H32V258H31ZM81 259H82V258H81ZM120 259H121V258H120ZM202 259H203V258H202ZM227 259H228V258H227ZM247 259H248V258H247ZM254 259H255V258H254ZM257 259H258V257H257ZM0 260H1V259H0ZM25 260H26V259H25ZM52 260H53V259H52ZM85 260H86V259H85ZM100 260H101V259H100ZM106 260H107V259H106ZM112 260H113V259H112ZM112 260H111V261H112ZM124 260H125V259H124ZM168 260H169V258H168ZM191 260H192V259H191ZM215 260H216V259H215ZM258 260H259V259H258ZM32 261H34V260H32ZM36 261H37V259H36ZM40 261H41V260H40ZM49 261H50V260H49ZM87 261H88V260H87ZM93 261H94V260H93ZM101 261H102V260H101ZM189 261H190V260H189ZM197 261H198V260H197ZM199 261H201V260L199 259ZM218 261H219V259H218ZM224 261H225V260H224ZM230 261H231V260H230ZM235 261H236V260H235ZM240 261H241V260H240ZM250 261H251V260H250ZM13 262H14V261H13ZM23 262H24V261H23ZM43 262H44V261H43ZM71 262H72V261H71ZM79 262H80V261H79ZM112 262H113V261H112ZM112 262H111V263H112ZM115 262H117V261H115ZM122 262H123V261H122ZM122 262H121V263H122ZM163 262H164V261H163ZM168 262H169V261H168ZM206 262H207V261H206ZM261 262H262V261H261ZM27 263H28V262H27ZM35 263H36V262H35ZM35 263H34V264H35ZM38 263H39V262H38ZM83 263H84V262H83ZM83 263H82V264H83ZM87 263H88V262H87ZM119 263H120V262H119ZM174 263H175V262H174ZM192 263H193V262H192ZM198 263H200V262H198ZM201 263H202V262H201ZM201 263H200V264H201ZM3 264H4V263H3ZM17 264H18V263H17ZM40 264H44V263L41 262ZM70 264H71V263H70ZM80 264H81V263H80ZM93 264H95V263H93ZM103 264H104V263H103ZM106 264H107V263H106ZM108 264H109V263H108ZM113 264H114V263H113ZM116 264H117V263H116ZM122 264H123V263H122ZM125 264H126V263H125ZM136 264H137V263H136ZM206 264H207V263H206ZM213 264H214V262H213ZM215 264H216V263H215ZM252 264H253V263H252Z\"/></svg>",
  "mask_w": 264,
  "mask_h": 264
},
{
  "label": "built area",
  "instance_id": "built-area-1",
  "mask_svg": "<svg viewBox=\"0 0 264 264\" xmlns=\"http://www.w3.org/2000/svg\"><path fill=\"white\" fill-rule=\"evenodd\" d=\"M201 106L204 108L206 106L205 101L201 103ZM254 133L252 132H245L243 135V144L245 147H250L254 144Z\"/></svg>",
  "mask_w": 264,
  "mask_h": 264
}]
</instances>
